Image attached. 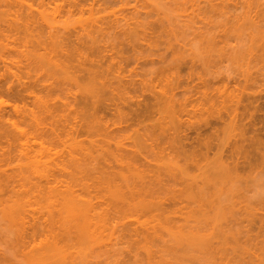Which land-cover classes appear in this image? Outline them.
<instances>
[{"label": "rangeland", "instance_id": "1", "mask_svg": "<svg viewBox=\"0 0 264 264\" xmlns=\"http://www.w3.org/2000/svg\"><path fill=\"white\" fill-rule=\"evenodd\" d=\"M52 1H54V2H52ZM55 1L58 3V5H56L57 3ZM74 1L73 0H46V1H44V0H0V179L3 180V181L0 180V183L2 184V185H0V201L2 202V203L0 202V255H1L0 260L2 258V260L0 261V264H2V263L3 264H14V263L15 264H31V263L32 264H44V263L45 264H65V263L67 264V262H69V264H132V263L137 264V262H136L137 258H134L135 256L136 257L140 256L143 259V261L146 257V256L144 257V254L142 252L143 249L140 246L141 244L144 245L143 243H145L144 242L145 240L142 241L144 239V238L142 239V236L144 235L146 230L149 229L148 231L150 232L151 230L154 229L153 231L155 232V229H158L156 231L161 232L162 229H160L159 227L157 228V226H161V228H164V232L162 231L164 233L163 235L161 232V235L163 236L162 241L163 242H164V240L168 241L167 242L168 248L169 247L171 248L174 245L173 244L171 246L172 238H171V235L169 234L170 233L169 230L165 231L166 226H164V225H166L168 223H169L168 224L169 226L170 225L174 226V227L170 226L171 230L173 229V232H174V229L182 227L181 224H183V223L184 224L187 223L188 226H190L189 227L190 229L193 228L195 230V228L198 227L199 230L194 231V232L198 233V231H200L199 234H200L201 238L202 239L205 238L206 241H208V239L210 238L209 239L210 242H208L210 244H208L207 242L204 241L203 242L204 244H201L199 246V248L197 249L198 251L195 250L196 256H197L196 258L195 257L194 258L188 257L186 255L188 250L184 246L180 247V249H178L179 247L176 248L179 250V251H176V249H174V246H176V245L173 246V249L175 251L170 249L168 251H171V252L165 251L164 255H163V253H162L163 248H160L162 246L159 247V245H161L160 242H162V241L161 240L158 241L159 239H161V235H160V238L158 240L156 239V241H155V239H152L151 232H150L151 236L148 235L149 233H147V234L145 233L146 235L149 236V237L147 236L149 239L148 241L150 243V245H149L147 242L148 246H150L152 248V250L158 249L159 252L162 253V255L164 256L163 261L161 260L162 261L161 262L160 259L162 258L161 257L162 255L160 253H158L159 258L161 257L160 259H158V261L161 262V263L159 262V264H264V258H263L264 257V255H263L264 254L263 253L264 247H262V246H264V141L262 143L261 140H259V143H258V142H256V140H254L255 139L254 137L253 138L251 137V136L257 135L258 138H261V137L263 138V134H261V133H263L264 130H263V132L260 133V131L257 130L255 126H252L250 124L249 119H251L250 113L253 109L251 107V106H253V104L251 105V104L247 103V97L250 94L251 95L253 93H255L256 95H258L260 93L264 94V93H262V92H264V78H263L264 75L259 76L260 73H263L264 69H262V71L259 72L258 70H259L260 66L258 65L259 66L258 67L256 64H254V65L252 64L254 62V61L253 62L251 61L252 60V54L250 55V53L247 52L248 49H250V52H251L252 46H254L255 40H253V42H252L253 45H252L251 44V38L249 35V34H251L250 32H252L253 30H247L246 29L247 30L246 31L243 29L244 31L242 30L243 32L241 31V33L240 32L238 33L237 31H235L237 35L235 34L234 31H231V30H234L237 25H239V24L236 25V21H234L235 19H232V18H234V16H233L234 12L232 11L233 5L235 4V2L241 4V5H239V4L238 5L240 6V10H242V11H239V10L237 11V12H239V14H241L242 12L245 11L244 10L245 8H243L244 6L242 7V5L243 4H249V0H247L248 3L246 0H239L240 2L238 0H213V2H212V0H209V1L208 0H181V1L179 0V2H178V0H162V1L161 0H130V1L127 0L129 2H128V5L127 4L125 5V7H124V4H122V5L121 4H113V5H110L111 6L110 7L108 5L106 6L107 3L103 2V1H99V3L97 2V4H95V6L93 8L94 10L90 9L93 6L89 8L88 7L89 5H88V6H86L88 10H86V8H85L84 9L85 12L83 11V13H82V11L77 9L76 3L81 4V2L83 3L85 1L78 0L79 2H76L77 1L76 0L75 1L76 3ZM245 1H246V3H245ZM176 2H177V4H176ZM214 3H216V4H214ZM222 3H224V4H222ZM250 3H252L251 4L252 6H250V7H252V11H253V9L255 10L256 7H257V9L259 7H264V0H254V1L250 0ZM61 4H63V5H61ZM227 5H229V6H227ZM258 5H259V7H258ZM121 6H123V8ZM211 6L213 8H211ZM112 8L115 10V12H114V10H112ZM116 8H120V9H117L118 10L117 11ZM135 9H137V10H135ZM183 9H185V10L183 11ZM260 9H262V8H260ZM91 10H93V12ZM166 10H168V11H166ZM170 10H172V11H170ZM217 10H218V12H217ZM37 11H38V13H37ZM135 11H137L140 14H138ZM161 11H164V12H161ZM254 12L252 14H254ZM112 13H114V14H112ZM29 14L30 15L32 14V16L34 18L30 17ZM187 14L189 17L187 16ZM189 14H191V15H189ZM228 14H229V19H228ZM242 14H244V13H242ZM242 14L240 17H242ZM255 14H256V12H255ZM120 15H122V17ZM142 15H144V16L146 15L145 16L146 19H144L143 18L144 16H142ZM166 15H167V18H166ZM185 15L187 16V18ZM147 17H149V19ZM153 17H154V19H153ZM29 18L34 19V21H35V19H37L36 24H35V22H33L34 24H32V22H29V20H30ZM138 18H141V19L139 20ZM179 18H180V20H179ZM119 19L123 20V24L126 23L124 21H128L129 19H130L129 21H131L130 22L131 24H133V22L135 23V25L133 24V26L132 25L129 26L133 29V33H132L131 37H128V39L126 36L128 34L130 35L129 29H131V28L128 29V26H127V28L125 27L126 29L129 30V33H127L126 36L121 35V34H123L122 33L123 31L120 33L119 30L116 29L117 32H119V34L122 37L119 36V34L114 29V27L119 26V24H120ZM200 19H201V22H199ZM46 20H47V23H46ZM113 20H116V21L119 20V21L115 23V21L113 22ZM145 20L148 21L149 24ZM153 20H156V21H153ZM30 21H33V20H30ZM84 21L86 22V24H84L85 23ZM240 21L243 22V18H241ZM27 22L31 23V25L29 23H28L29 25H26V26H30V29H32V27L34 26L33 27L34 30L32 29V31L34 33L32 31L29 32L30 29H26L27 27L26 28L24 27V25ZM49 22H50L49 25L51 26L52 29L50 28V26H47V24ZM155 22H157V23H155ZM214 22H215V24H214ZM112 23H115V24H113V26H110V24H112ZM139 23H142V24H139ZM143 23H146L147 27L146 26L144 27L143 25H145V24H143ZM203 23H204V25H203ZM96 24H103V26L102 25H100V26L102 28L105 27V30L98 32V33H95L96 32V31L94 32V30H96L95 28H97L99 26V25L97 26ZM123 24L121 23L120 26L121 25L124 26ZM136 24L141 25L143 27V28H141L142 30L140 28L135 29ZM153 24H154V27H153ZM78 25H80V26H78ZM83 25H85V26H83ZM169 25H170V27H169ZM192 25H194V26H192ZM120 26H119V29H121V27H122V26L121 27ZM196 26H197V28H196ZM84 27L85 28L87 27V28L85 29ZM107 27H110L111 29L110 28L107 29ZM155 27H157V29ZM92 28H94V29H92ZM154 28H155V30H154ZM188 28H190V29H188ZM242 28H243V26H242ZM53 29H54V31H53ZM106 29H107V31H106ZM143 29H146V30H143ZM164 29H166L167 31H165ZM225 29H226V31H224ZM9 30H10V32H9ZM49 30L53 31V33H55V34L57 33L58 38L55 40H58L60 38V36H61V39L64 38V39H66V41L69 38L70 42L72 43V46H76L77 41H78V44L81 42V41H79L80 37L84 38V40L86 39V37L87 38L89 37L88 35H86L87 34L86 31L88 32L89 30H91L92 33L94 32V34L97 37L100 35H103L102 37H98L99 39H101V41L99 40L98 45L101 46V45H103L104 42L105 43L107 42V44L104 43V45H108L107 46L108 51L105 53H107L110 57H106L107 60L105 58H100V56L98 57L97 55L100 54L98 52V54L96 55L98 50H95V54L93 56L94 57L97 56V59L100 61L99 63H103V65H104V66H102L103 69L105 68L106 65H107L106 67H108V65H111L112 63H114V64L118 63V62L122 63V65H121L122 68H120V70H119V72L121 71L119 73L120 77L114 76L113 73H112V75H111V73H109V75H111L110 77H112L109 84H111V82L113 83V85L115 84L114 86H111V87H115V89L113 91L109 90L107 95H105V94H104V96L101 95V98L100 97L96 98L94 96L92 97V95H90L89 93H88L89 94L88 95L87 92L84 91L85 90L84 88L86 87V89H87L89 85L86 86V84H88L87 79H82L81 78L82 76L81 75H80L81 77L79 76L80 72L79 73L77 72L78 75H75V74H73V72L71 74L67 70V72L69 74V75H67L66 74L67 72L61 71L63 69H60V68L55 69V68H53L54 67L53 64H49V63H47V61L45 62V60H43L42 58H39V53L37 52V49L40 50V48L38 46H42V44L41 45L37 44L36 39H38V37H40L41 40L44 39L43 42L49 41L46 43L47 45L53 43L52 41L49 40V38H48L49 36H47V35H50ZM58 30H59V34H58ZM109 30L111 32L107 33ZM134 30L136 32H134ZM137 30H139V32ZM42 31H43V33H42ZM77 31H78V34H77ZM155 31H157V32H155ZM67 32H71V34L73 32V34L72 35L70 34V36H68L67 34H69V33H67ZM37 33L39 34V36ZM61 33L64 36H62ZM74 33H75V36H74ZM219 33H221V35ZM112 34H113V36H112ZM133 34H134V36H133ZM135 34H136V37H135ZM238 34H239V36H238ZM28 35H30V36H28ZM106 35H108V36H106ZM115 35H117V36L115 39H113L115 37ZM204 35L207 37L203 38ZM243 35L245 36V39H244ZM36 36H37V38H36ZM66 36H68V37H66ZM110 36H111V38H109ZM78 37H79V39H78ZM125 37H126V39H125ZM177 37H178V39H177ZM102 38H103V40H102ZM117 38L120 40L123 38L122 39L123 41L125 39L124 44H123L124 46L121 45L122 41L118 40ZM130 38H132L133 40H131ZM104 39H106V40L104 41ZM116 39L118 40V42ZM153 39H156V40L154 41ZM171 39L173 40V42ZM127 40H128V42L130 41L131 44L128 43ZM207 40H209V41H207ZM243 40L246 43H247V41H249L250 45L248 43L246 44L245 42L243 43ZM86 41L88 42V39H86ZM113 41L117 42L116 48L115 47L113 48V46L116 45V44H114ZM235 41H237V42H235ZM241 41H242V43H241ZM26 42L28 43V45ZM67 42H69V40ZM152 42H154V43H152ZM132 43H133V46H132ZM189 43H191V44H189ZM194 43H195V45H194ZM209 43L213 47H211L209 45ZM205 44H206V46H205ZM184 45H186V47ZM237 45H239V46H237ZM246 45H249V47L248 46L246 47ZM49 46L51 47L53 45H49ZM204 46H205L206 50H203ZM70 47H69V49H71ZM111 47H112V50L110 49ZM130 47H132V49ZM133 47L135 49H133ZM199 47H201V48H199ZM54 48L57 49V46ZM56 49H55V51H57ZM109 49H110V52H109ZM118 49H121V50L123 49V51L118 50ZM124 49L126 50V52L124 51ZM117 50H118L119 54H118ZM134 50L136 52L138 51L137 52L138 54ZM178 50H180L181 52ZM55 51H54V53H52V55L56 54ZM71 51L74 52V50H71ZM115 51L117 52L116 54H115ZM203 51H208V53L207 52L204 53ZM211 51H212V53H211ZM213 51H215V52H213ZM228 51L229 52L231 51V52L228 53ZM39 52L41 53L42 50ZM73 52H72V54H73V60L74 61L73 60L72 61L74 63H77L78 59L79 60L81 59V61L85 60V59L82 60L83 57L81 55H79L80 57L76 56V55H78V52L76 53V50H75L76 55L74 57L75 53H73ZM175 52H176V54H173ZM201 52H203V53H201ZM58 53H60V52H58ZM112 53H114V55ZM140 53L142 55H140ZM179 53H181V54L179 55ZM34 54H36V55H34ZM225 54H227L228 56H226ZM245 54H246V56H245ZM59 55H62V54H59ZM59 55L57 54L56 56H58V57L53 56V58L57 60L60 57ZM111 55L114 56V59H112ZM132 55H133V57L131 59L130 57ZM173 55H175V56L173 57ZM176 55L179 58H177ZM197 55H199V56L197 57ZM135 56L139 57L140 60H137V58H136V60H134ZM201 56L204 58H202ZM64 57L65 56H63V57L61 56L60 59L63 58L62 60H64V59L68 58V57H65V58ZM127 57H129L128 61L127 60L124 61ZM200 58H202V59H200ZM208 58H210V59H208ZM238 58H239V60H238ZM101 59H102V62H101ZM42 60L44 62H42ZM113 60H114V62H112ZM117 60H118V62H117ZM231 60H233V61H231ZM72 61H70V62H72ZM250 61H251V63H250ZM125 63H127V64L125 65ZM143 63H145V64H143ZM208 63L210 64V66H208L209 65ZM47 64H49V65H47ZM95 64H96V62H95ZM180 64H182V65H180ZM142 65H143V67H142ZM178 65H180V66H178ZM95 66H97V64ZM112 66H113V64H112ZM112 66L111 67L109 66V67L113 68L114 66L113 67ZM123 66L126 69V71L123 68ZM203 66H205V68ZM98 68H99V65H98ZM190 68H191V72H190L191 75L189 74ZM53 69L56 70V72L53 71ZM117 69H119V68H117ZM105 70H106V68H105ZM105 70H103L105 72L104 75L107 73L106 72L107 70L106 71ZM101 71H102V69H101ZM113 72H114V68H113ZM115 72H114V74L117 75L118 73L116 70H115ZM56 75L58 77H56ZM106 75H108V73ZM168 75H169V77H168ZM172 75H174V76H172ZM245 75H247V76H245ZM77 76H79V77H77ZM128 76H129V78H128ZM200 76H202V77H200ZM55 77H56V79H55ZM110 77H108V79ZM246 77H252V79L254 78L256 80L262 77V80H260V81L257 80L256 82H253L252 80H250L249 83H247V82H245ZM66 78L68 80H66ZM118 78H121V79H118ZM158 78H160V79H158ZM234 78L237 79L235 82H233L235 80ZM238 79H240V80H238ZM49 80H50V82H49ZM84 81H87L86 84ZM36 82H37V84H36ZM108 82H107V84H108ZM236 82H238V84ZM204 83L206 84V87H205ZM239 83L240 84L242 83V84L240 85ZM245 83L248 85L247 86L248 90L246 88H244V87H246ZM96 84L97 83L95 82V85ZM147 84L150 86V89L148 88L149 86ZM116 85H117V87H116ZM211 85H213V86H211ZM227 87H229V88H227ZM82 88H83V90H82ZM128 88H130V89H128ZM237 88L244 89L243 92H245V93H246V91L248 92V94L246 93V95L244 93L241 94V96H243L244 98L242 97V102L239 103V106L241 104V106L239 107L241 109L238 110V112L240 113V115H239L240 121L238 120V118L232 120V118H234V116L230 114L231 113L230 108L232 105H234L233 102L235 101L234 99H236V98H234V96L238 92V91H236ZM202 89L205 91H203ZM217 89L222 90V91L218 92ZM260 89L262 90V92H260ZM154 91H156V92H154ZM159 91H160V93H159ZM234 91H236V92L234 93ZM150 93H152V94H150ZM201 93H203V94H201ZM72 94H74V95H72ZM116 94H118V95H116ZM206 94H207V96H206ZM255 94H253V95H255ZM80 96H81V98H80ZM187 96H188V98H187ZM232 96H233V98H232ZM85 97L87 98V100H84ZM228 97H231V98H228ZM82 99H83V101H82ZM90 99L92 101H90ZM97 99H99V100H97ZM100 99H101V101H100ZM212 99L214 100L213 102H212ZM243 99H244V101H243ZM49 100H50V102H48ZM102 100H104V102ZM182 100H183V102H182ZM36 101H37V103H36ZM85 101H87V102H85ZM96 101H98L100 104L96 103ZM127 101L130 103V105ZM93 102H95L96 104L93 105ZM157 103H158V105H157ZM163 103H164V105H162ZM237 103H238V101H237ZM243 103L244 104L247 103V105H246L247 109L244 107L245 105L243 106ZM102 104H103V106L105 105L104 106L105 108L102 106ZM180 105L182 108L180 107ZM218 105H220V106H218ZM248 105L250 108L248 107ZM95 106H96V108H95ZM116 107H117V109H116ZM242 107H243V109H242ZM249 109H251V110H249ZM18 110L20 111L21 115L19 114ZM26 110H27V112H25ZM34 110L37 111V113L36 112L34 113ZM241 110L246 111V112L244 111L245 114L243 115L246 119H243L244 117L241 118V114H243V111H242V113L240 112ZM31 112L35 116L38 115V117H39L38 120H42L41 121L42 124L39 123V125H38L40 129H38L37 125L35 124L37 121V118L33 117L34 115ZM66 112H67V114H66ZM41 114H42V116H41ZM44 114L46 117L44 116ZM65 115H66V117H65ZM43 116H44V118H43L44 120L41 119V117H43ZM67 117H68V119H67ZM87 117H88V119H87ZM101 117H103V119ZM45 118L48 121H46ZM242 119H243V121H242ZM60 120H62V121H60ZM73 120H75V123L77 125L78 124L80 125L79 127L77 125H76L77 127L75 126L77 129L84 125V127H82V130L84 129L83 132H81V134H79V132H78L79 136L76 135V132L80 131L81 128L78 130L75 129V132H74L71 129V127H69L73 124V122H74ZM76 120H77V122H76ZM10 121H11V123H10ZM138 121H139V123H138ZM26 122H27V124H26ZM44 122H45V124H43ZM242 122H244V123H242ZM17 123H18V125H17ZM52 123H54V124H52ZM11 124H13V125H11ZM19 125H21V126H19ZM51 125H52V128L50 129ZM53 125H54V127H53ZM55 125H57V126H55ZM58 126L59 127L60 126H62V127L66 126V127H64V128L60 127L59 128ZM258 126H259V124H258ZM42 127L44 130H45V127H46V130L47 129H49V130L44 131L42 129ZM67 127L70 128L69 131H68ZM90 127H91V129H90ZM41 129L44 132H42ZM52 129L54 131H51ZM71 130H72V132H71ZM39 131H40V133H39ZM9 135H11V136H9ZM55 135H57V136L55 137ZM73 135H75V136H73ZM176 135H177V137H176ZM76 136H78V137H76ZM8 137H10L11 139L10 138L8 139ZM64 137H65V139H64ZM27 138H29V139H27ZM59 138H61V140L63 139L60 143H59ZM72 139H74V140H72ZM29 140H30V142H29ZM74 141H76L78 143H75ZM9 144H10V146H9ZM78 144H79V146H78ZM183 145H184V147H183ZM48 148H50V149H48ZM82 148L84 151L82 150ZM233 148H234V150H233ZM24 149H26V150H24ZM39 149H41V151ZM187 149H188V151H187ZM23 151H25V152H23ZM27 151H29L30 153ZM57 151H58V153H57ZM96 151H98V152H96ZM21 152H23L24 155H22L23 153H21ZM26 152L29 155H27ZM39 152L41 153V156H39L40 155ZM87 152L89 153L88 155L91 158L87 157L88 156V155H86ZM37 154H38V156H37L38 159L36 157ZM115 155H120V158H121V156L126 157V158H124L125 161L126 160L128 161L129 159H130L129 161L132 160L133 164H135V165L132 164L133 166H135V168L132 166L133 170L136 169L135 172L139 171L136 173H139L140 175L143 174L142 177H146V178H141V179H143L144 182L149 183V185H148V184L143 182L144 185H146V186L148 185L147 187H149L150 183H152L151 184L152 186H150L151 188L149 187V188H146V190H144V191H146L147 196L142 195V197L143 196L147 197L146 199H147V201L149 200L148 202H150V200H151L150 204H153V203L155 204L156 201L157 202L159 201L160 203L158 202V204H159L158 207L161 209L160 210L159 209L153 210L152 211L153 213L152 212L147 213L145 211V212H143L145 215L142 213V211L141 212L137 211V213L132 212L134 215L133 214L131 215L130 211H132V210H130V211L126 210V211H124V215L126 213V215H125L126 217L124 215H121V217L123 216V218L125 220L120 217L118 224L116 222L118 219L116 221L109 220V221H111V222H109L110 224L107 225L108 227L106 226V228H102L100 230V232L102 231L101 233H96L95 235H92L90 233V235H89V233L87 231V233L90 237L87 234H86L87 237L85 235H84L85 237L84 236L80 237V235L76 234V231H75V236L76 237L79 236L78 237L79 239L77 238L78 241L76 240V242H75V240H74V242H73L74 236L72 238H70V235L72 233L69 235V233L71 231L68 232V230L75 229V228L70 229V226H69V229L66 228L65 226L67 225V227H68V225H71V223L68 224V222H67L68 219H65V218L64 219L66 220L67 223L65 222L66 224L62 227V225L64 224L63 223L64 221L61 220L62 216L59 215V212L57 210L55 211L56 213L54 212L56 215L51 212V209H50L51 207H49V206L52 205V202L49 200V197H48L50 194L49 187L50 188L53 187L54 184L59 185L60 183L57 182V183L53 184V182H55L56 180L62 181L61 178L64 179V177H65V179L70 180L71 177H69V176H72V175H70L68 171L69 170L71 171V169L73 168L74 165L73 166L71 165V167H69L70 165L68 163L72 164L71 159L75 158V157H77L78 159L81 158V160H82L81 164L82 163L83 164L81 165L79 163L80 167L82 166V169L87 168L86 170H88V173H89L87 175L88 177L83 176V177H85L84 179H86V180L83 181V179H82V181L83 182L87 181L88 184L95 185V182L93 181L95 176L93 177V175H94L93 173L98 172V173H100V176H101V175H103V173L105 174V171H104L105 169H106V171L107 170L110 171L113 168L112 166L116 167V169H118V168H120V166H122L121 165L122 163H116L117 161L114 160ZM78 156H80V158ZM102 156H104V157H102ZM226 156H227V158H226ZM29 157H31V158H29ZM26 158L27 159L29 158V159L27 160ZM84 160H86V162ZM193 160H195V161H193ZM221 160H222V162H221ZM18 161H19V164H18ZM58 162H59V164H58ZM62 162H63L64 166L66 164L65 170L66 171L68 170L67 171L68 173H66V171L64 169L63 170L61 169V167L63 166ZM64 162H66V163L64 164ZM108 162H110V163H108ZM191 162H192V164H191ZM111 163H112V165H111ZM20 164H21V166H20ZM96 164H97V167H96ZM118 164H120V166ZM58 166H60V167H58ZM64 166H63V168H64ZM106 166H111V167H107L108 168L107 169ZM162 167H163V169H162ZM100 168H101V170H100ZM102 168L104 170H102ZM29 169H30V172H29ZM97 169L100 171H103V173L99 172ZM35 170H36V172H35ZM214 170H215V172H214ZM20 171H22L25 175H23L22 172L20 173ZM173 171L175 172V174H173L174 173ZM72 172H74V171H72ZM224 172H226V174H224ZM53 173L55 175L59 176V178L58 179H55V178L52 179ZM98 173H96L97 176L99 175ZM2 174H4V176ZM20 174H21V176L22 175L24 176L26 183H24L25 181L22 182V180L24 178L20 177ZM38 174H39V176H38ZM49 174H51V175H49ZM90 174H93L92 175L93 178L89 176ZM158 174H159V176H158ZM6 175L9 178H5ZM147 175L149 176V178ZM47 176L48 177L50 176L51 180L53 181L51 183V186L44 179V178H47ZM77 176H79V175H77ZM18 177L22 178V179H19ZM66 177H68V178H66ZM153 177H155V178H153ZM156 177H157V179H159L158 177H161L162 181L159 180V182H162V183L157 182ZM3 178H5V179H3ZM72 178H74L73 180H77L73 176H72ZM90 178H92V180ZM139 179L140 178L136 177V180H139ZM28 180H30V181H28ZM67 180H65V181H67ZM78 180L81 181V179H78ZM78 180H77L78 183L75 181L74 182L76 184H79L80 186H82L80 183H83V182L82 181L79 182ZM154 180L156 181V183L152 182ZM193 180H195L196 182ZM92 181L94 183H92ZM188 181L190 182V184ZM38 183L41 184V186L40 185L38 186ZM75 183H74V187L79 192H81L80 194H81V196L83 195V198H88V197L93 198V196H94L93 194H95V192L93 190H92V193L90 194L88 191H86L88 189L83 190V188L80 187L79 185L75 186ZM130 183H132V182H130ZM139 183H140V181H139ZM35 184H37V185H35ZM183 185H185V186H183ZM31 186H32V188H31ZM33 186H34V188H33ZM36 186H38L39 188ZM20 187L22 188V190ZM41 187L43 190L41 189ZM86 187H87V185H86ZM123 187H124V190H127V188L125 186H123ZM44 188H48V189L44 190ZM92 188L93 187H91V189ZM7 189L8 190L10 189V191H8ZM149 189H152V190L154 189V192H153L154 194L157 192V190L158 191L161 190L158 192L160 195H157L158 193L156 194L159 197L157 199H154L157 196L156 195H155L156 197L153 196L154 194L151 192L150 195H151V197L153 196L154 198L152 197V199L151 198L149 199L148 197H150V196L148 194L150 192H148V191H151ZM182 189H184V190H182ZM198 189L200 190V192H202L201 195L199 194L200 192ZM44 192H45V194H44ZM175 192H176V194H175ZM185 192H187V193H185ZM7 194L9 196L12 195V197L7 196ZM23 194H24V196H23ZM38 194H39V196H38ZM41 194H43V195H41ZM166 194L169 196H167ZM191 195H193V196H191ZM162 197L164 199H162ZM197 198H198V200H197ZM7 199L8 200L10 199L12 202L10 200L7 201ZM43 199H45V201ZM46 199H48V200H46ZM25 200L27 201L26 204H28V205L25 204V202H26ZM152 200H153V203H152ZM191 200H193V201H191ZM3 201H4V203H5V201H7V203H6L7 205L6 204L3 205ZM19 201H20V203H19ZM94 201H95V198H94ZM23 202H24L25 206L22 205ZM166 202H167V204H166ZM49 203L51 205H49ZM213 203H214V205H213ZM189 204H191V205H189ZM1 205L3 206V208L6 205L5 208H7V209H5V208L2 209ZM20 205L22 206V208ZM47 205H48V208H47ZM169 205H170V207H169ZM171 205H173L172 208H171ZM187 205L190 208H188ZM14 206H16V207H14ZM23 206L26 208H24ZM106 206H107V204H106ZM106 206H103V207H106ZM33 207H35V209ZM52 207H53V205H52ZM214 207H215V209H214ZM8 208L10 211L8 210ZM162 208H163V210H162ZM200 208H201V210H199ZM28 209H29V211H28ZM52 209L54 211V208H52ZM216 209H218V211ZM7 210L9 212H7ZM12 210H15V211H13L15 213V216H18V215L19 216L12 218V213H13ZM43 210L44 211L46 210V211L43 212ZM192 210L195 212L194 214H193ZM4 212L5 213L7 212V213L5 214ZM157 212H160L161 214L157 213ZM187 212L188 213L192 212L194 217L197 216V217L201 218V216H202L203 220L199 218L198 219L199 221L197 220L195 222L194 218H191L193 215L190 214L191 215V217H190ZM47 213H48V215H47ZM49 213H51V214H49ZM175 213H176V215H175ZM201 213H203V215H201ZM154 214H155V216L156 215L157 216L154 217ZM29 215H30V217H29ZM36 215H37V217H36ZM50 215L53 216L52 218H54V215H55L56 219L59 216L57 222H58V224L59 223L60 224L59 225L56 224L55 218L52 219V221L54 220L55 224H54V222H51ZM134 216L137 217L138 219L135 218ZM186 216H187V218H186ZM204 216H205V218H204ZM208 216H209V218H208ZM19 217H21V218L23 217V218L19 220ZM197 217L195 219H197ZM226 218H227V220H226ZM10 219H12V221ZM120 219H123V221H121V224H120ZM134 219L138 220V221H136L137 223L134 222ZM165 219H166V222H165ZM205 219L207 220V222L205 221ZM17 221H19V222L21 221V222L19 223ZM32 221L34 222V224ZM129 221L130 222L132 221V223H134V224L130 225ZM147 221H149V222H147ZM159 221H160V225H158ZM28 222H30L31 224ZM47 222H48V224H47ZM50 222L52 223V225L50 224ZM61 222L63 223L62 225H61ZM114 222H116L115 223L116 226H115ZM173 222H174V224H177L178 226L180 225V227H177V225H174ZM148 223L150 225H152L153 223H155V224L157 223V226L155 225L154 228H151L153 226L150 227V225H148ZM38 224H39V226H38ZM141 224L144 225V227L143 226L140 227ZM53 225H55V226L53 227ZM56 225H58V226H56ZM135 225L136 226L138 225L137 226L138 228H136L137 229L136 231L135 230L133 231V228L135 227ZM191 226H195V228L191 227ZM46 227L47 228L49 227L50 229H47ZM64 227L68 230L64 229ZM114 227H116V228L113 229ZM184 227H185V225H184ZM92 229H93V226H92ZM130 229H132V230H130ZM183 229H181V232H183L182 231ZM185 229H188L187 226ZM190 229L186 230V232L192 231ZM54 230H55V233H53ZM62 230L64 233L62 232ZM65 230H66V232H68V234L65 232ZM178 230H177V232L179 233ZM231 230H234V231H232V233L234 232V234L228 232V231L231 232ZM31 231H33V232H31ZM135 232H137V233H135ZM154 232H152V233H154ZM32 233H33V235H31ZM191 233L192 232H190V234ZM221 233H222V236H221ZM137 234L139 236H137ZM61 235H63V236L60 237ZM146 235L143 237L146 238ZM133 236H136V237H133ZM140 236H141V238H140ZM249 236H250V238H248ZM256 236H257V238H256ZM21 237H23V238H21ZM53 237H55V238L57 237L59 244H57L58 242ZM20 238H21V240H20ZM139 238L142 240H139ZM41 239H42V241H40ZM45 239H47V240L45 241ZM48 240L49 241L51 240L49 244H50V246H53L51 248L54 249V252H53V250H52V252L50 251L51 250L50 247H49L50 250L47 249L48 247L46 248V245L49 246ZM134 240H136V241L138 240V241L135 242ZM152 240H154L153 241L154 243L152 242ZM18 241H20V242H18ZM140 241L143 243H138ZM51 242H53L54 245L51 244ZM35 243L37 246H35ZM133 243L137 247L140 246L139 248L142 249V251L139 248H136V246ZM42 244L45 245V247ZM69 244H70V246H69ZM101 244H103V246ZM114 244H116V245H114ZM251 244H253L254 246ZM55 245L60 247L61 250L58 247L56 248ZM133 245H134V247H133ZM39 246H40V248H39ZM41 246L44 248H41ZM130 247H132V250ZM45 248H46V250L50 251L49 253L45 252V253H47V256L44 255L45 253H43L44 256L42 255V258H41V255H39V257H38L37 253L38 252L40 253L41 251H45L44 250ZM135 248H136V250H135ZM181 248H183L182 249L183 251H181ZM160 249H162V251H160ZM16 250H18V251H16ZM154 250L152 251L154 253L153 254L154 256L152 258H154L153 260H157L156 258H158V257L156 256V254L158 251L156 250V252H155ZM134 251L135 252L137 251V252L134 253ZM74 252L76 253V255L72 254ZM95 252H97V253H95ZM144 253H145V251H144ZM141 255H143V256H141ZM63 256H65V257H63ZM75 256H77V257L75 258ZM167 256H168V258H167ZM67 257H69V258H67ZM140 257H138V262H140L139 261ZM169 258L173 259L174 262ZM133 259H135V260H133ZM169 260H171L173 263L172 262L169 263L170 262ZM158 261H154V263L155 262L158 263ZM134 262H136V263H134ZM141 262H142V260H141ZM145 262L146 261H144V263ZM144 263H142V264H144ZM145 264H147V263H145Z\"/></svg>", "mask_w": 264, "mask_h": 264}, {"label": "bare ground", "instance_id": "2", "mask_svg": "<svg viewBox=\"0 0 264 264\" xmlns=\"http://www.w3.org/2000/svg\"><path fill=\"white\" fill-rule=\"evenodd\" d=\"M44 1H46V0H44ZM74 1V0H73ZM76 1V0H75ZM74 1V2H75ZM83 1H85V2H81V4L79 3V4H77L76 2H79L78 0L75 2L76 3V6H77V9H79L80 11H82V13H83V11H84V9L86 8V10H88L87 9V7L86 6H88L89 8L90 7H92V8H90V9H93L94 8V6H95V4H97V2L99 3V1H103V2H105V3H107L106 4V6L108 5V6H110V5H113V4H124V7H125V5L127 4L128 5V2L130 1H127V0H83ZM162 1V0H161ZM181 1V0H180ZM209 1V0H208ZM239 1V0H238ZM247 1V0H246ZM246 1H245V3H246ZM252 1H254V0H252ZM52 2H54V1H52ZM56 2V1H55ZM60 2V1H59ZM62 2V1H61ZM175 2V1H174ZM178 2H179V0H178ZM206 2V1H205ZM212 2H213V0H212ZM223 2V1H222ZM235 2V1H234ZM240 2V1H239ZM49 3V2H48ZM57 3V2H56ZM104 3V4H105ZM171 3V2H170ZM183 3V2H182ZM191 3V2H190ZM195 3V2H194ZM217 3V2H216ZM216 3H214V4H216ZM231 3V2H230ZM247 3H248V1H247ZM23 4V3H22ZM29 4V3H28ZM27 4V5H28ZM45 4V3H44ZM74 4V3H73ZM139 4V3H138ZM167 4V3H166ZM169 4V3H168ZM176 4H177V2H176ZM197 4V3H196ZM208 4V3H207ZM222 4H224V3H222ZM239 3H237V2H235V4L233 5V12H234V14H233V16H234V18H232V19H235L234 21H236V25L237 24H239L240 26L242 25L243 26V28H242V26L240 27L239 25H237L236 27H235V29L234 30H231V31H237L238 33L240 32L241 33V31L244 29V30H253L252 32H250L251 34H249L250 35V38H251V44L253 45V40H255V42H254V46H252V50H251V52H250V49H248L247 50V52L248 53H250V55L252 54V64L254 65V64H256L258 67H259V72L260 71H262V69H264V7H259V5H258V9H257V7H256V11L253 9V11H252V7H250V6H252L251 4L252 3H250V0H249V4H243L242 5V7L243 8H245L243 11L244 12H242V13H244V14H242V17H240L241 16V14H239V12H237L238 10L239 11H242V10H240V6L239 5H241V4H239ZM55 5V4H54ZM56 5H58V3L56 4ZM61 5H63V4H61ZM161 5V4H160ZM170 5V4H169ZM186 5V4H185ZM151 6V5H150ZM178 6V5H177ZM200 6V5H199ZM227 6H229V5H227ZM57 7V6H56ZM111 7V6H110ZM120 7V6H119ZM122 8H123V6H121ZM132 7V6H131ZM145 7V6H144ZM173 7V6H172ZM191 7V6H190ZM201 7V6H200ZM224 7V6H223ZM254 7V6H253ZM29 8V7H28ZM74 8V7H73ZM115 8V7H114ZM121 8V9H122ZM153 8V7H152ZM174 8V7H173ZM197 8V7H196ZM211 8H213L212 6H211ZM255 8V7H254ZM260 8H262V9H260ZM117 9H120V8H116V10ZM125 9V8H124ZM150 9V8H149ZM176 9V8H175ZM186 9V8H185ZM185 9H183V11L185 10ZM194 9V8H193ZM222 9V8H221ZM32 10V9H31ZM70 10V9H69ZM94 10V9H93ZM93 10H91L92 12H93ZM112 10H114L113 8H112ZM135 10H137V9H135ZM165 10V9H164ZM188 10V9H187ZM229 10V9H228ZM14 11V10H13ZM28 11V10H27ZM36 11V10H35ZM77 11V10H76ZM79 11V12H80ZM99 11V10H98ZM118 11V10H117ZM142 11V10H141ZM158 11V10H157ZM166 11H168V10H166ZM170 11H172V10H170ZM189 11V10H188ZM216 11V10H215ZM256 12V14H255V12ZM15 12V11H14ZM47 12V11H46ZM85 12V11H84ZM88 12V11H87ZM114 12H115V10H114ZM135 12H137V11H135ZM140 12V11H139ZM161 12H164V11H161ZM160 12V13H161ZM174 12V11H173ZM191 12V11H190ZM217 12H218V10H217ZM254 12V14H252ZM37 13H38V11H37ZM76 13V12H75ZM78 13V12H77ZM138 13V12H137ZM142 13V12H141ZM179 13V12H178ZM185 13V12H184ZM195 13V12H194ZM200 13V12H199ZM28 14V13H27ZM112 14H114V13H112ZM138 14H140V13H138ZM159 14V13H158ZM196 14V13H195ZM214 14V13H213ZM219 14V13H218ZM223 14V13H222ZM226 14V13H225ZM30 15V14H29ZM28 15V16H29ZM129 15V14H128ZM180 15V14H179ZM189 15H191V14H189ZM27 16V17H28ZM42 16V15H41ZM76 16V15H75ZM84 16V15H83ZM121 17H122V15H120ZM125 16V15H124ZM137 16V15H136ZM142 16H144V15H142ZM146 16V15H145ZM143 17L144 19H146V17ZM149 16V15H148ZM162 16V15H161ZM186 16V15H185ZM187 16H188V14H187ZM187 16H186V18H187ZM196 16V15H195ZM211 16V15H210ZM231 16V15H230ZM30 17H32V18H34L33 16H32V14L30 15ZM100 17V16H99ZM109 17V16H108ZM114 17V16H113ZM132 17V16H131ZM138 17V16H137ZM136 17V18H137ZM140 17V16H139ZM172 17V16H171ZM183 17V16H182ZM189 17V16H188ZM202 17V16H201ZM32 18H29L30 20H33V21H30L29 20V22H32V24H34L33 22H35V24H36V20L37 19H35V21H34V19H32ZM38 18V17H37ZM43 18V17H42ZM79 18V17H78ZM117 18V17H116ZM148 19H149V17H147ZM157 18V17H156ZM166 18H167V15H166ZM194 18V17H193ZM241 18H243V22H241L240 21V19ZM133 19V18H132ZM139 20L141 19V18H138ZM151 19V18H150ZM153 19H154V17H153ZM196 19V18H195ZM203 19V18H202ZM210 19V18H209ZM228 19H229V14H228ZM88 20V19H87ZM102 20V19H101ZM117 20V19H116ZM116 20H113V22L115 21V23L116 22H118L119 20H120V24L122 23L123 24V20H121V19H119L118 21H116ZM125 20V19H124ZM127 20V19H126ZM130 20V19H129ZM124 21V22H126V23H124L123 25L124 26H120V24H119V26L121 27V29H119V26H116V27H114V29L116 30H119V32L121 33L122 31V33L123 34H121V35H123V36H126V34L127 33H129V30H130V35L128 34L126 37H127V39H128V37H131V35H132V33H133V29L131 28V27H129L130 25H132L133 26V24L135 25V23L133 22V24H131L130 22L131 21ZM179 20H180V18H179ZM193 20V19H192ZM206 20V19H205ZM21 21V20H20ZM43 21V20H42ZM86 21V20H85ZM84 21V22H85ZM91 21V20H90ZM122 21V22H121ZM142 21V20H141ZM146 21V20H145ZM153 21H156V20H153ZM209 21V20H208ZM9 22V21H8ZM29 22H27L25 25H24V27L26 28V29H30V26H26V25H31V23H29ZM38 22V21H37ZM41 22V21H40ZM111 22V21H110ZM144 22V21H143ZM147 23H148V21H146ZM196 22V21H195ZM199 22H201V19H200V21ZM240 22V23H239ZM22 23V22H21ZM24 23V22H23ZM29 23V24H28ZM46 23H47V20H46ZM92 23V22H91ZM90 23V24H91ZM108 23V22H107ZM115 23H112V24H110V26H113V24H115ZM138 23V22H137ZM155 23H157V22H155ZM169 23V22H168ZM217 23V22H216ZM9 24V23H8ZM18 24V23H17ZM50 24V22L47 24V26H50L49 25ZM84 24H86V22L84 23ZM95 24V23H94ZM139 24H142V23H139ZM139 24H136V27H135V29H138V28H143L141 25H139ZM143 24H145V25H143L144 27L146 26V23H143ZM149 24V23H148ZM152 24V23H151ZM192 24V23H191ZM214 24H215V22H214ZM44 25V24H43ZM53 25V24H52ZM98 27L97 28H95L96 30H94V32L95 33H98V32H101V31H104L105 30V27L104 28H102L100 25H102L103 26V24H96ZM157 25V24H156ZM174 25V24H173ZM177 25V24H176ZM196 25V24H195ZM203 25H204V23H203ZM202 25V26H203ZM218 25V24H217ZM246 25V26H245ZM13 26V25H12ZM15 26V25H14ZM23 26V25H22ZM78 26H80V25H78ZM82 26V25H81ZM83 26H85V25H83ZM105 26V25H104ZM127 26H128V29L129 28H131V29H126L127 28ZM141 26V27H140ZM152 26V25H151ZM190 26V25H189ZM188 26V27H189ZM192 26H194V25H192ZM32 27V26H31ZM34 27V26H33ZM32 27V29L34 30V28ZM38 27V26H37ZM36 27V28H37ZM46 27V26H45ZM53 27V26H52ZM77 27V26H76ZM126 27V28H125ZM147 27V26H146ZM149 27V26H148ZM153 27H154V24H153ZM160 27V26H159ZM169 27H170V25H169ZM182 27V26H181ZM227 27V26H226ZM234 27V26H233ZM240 27V28H239ZM245 27V28H244ZM12 28V27H11ZM39 28V27H38ZM49 28V27H48ZM50 28H51V26H50ZM85 28V27H84ZM87 28V27H86ZM85 28V29H86ZM91 28V27H90ZM94 28H92V29H94ZM108 28H110V27H107V29ZM156 29H157V27H155ZM155 28H154V30H155ZM196 28H197V26H196ZM201 28V27H200ZM219 28V27H218ZM225 28V27H224ZM249 28V29H248ZM251 28V29H250ZM32 29H30V31L29 32H31L32 31ZM47 29V28H46ZM52 29V28H51ZM84 29V30H85ZM107 29H106V31H107ZM111 29V28H110ZM113 29V30H114ZM152 29V28H151ZM171 29V28H170ZM188 29H190V28H188ZM25 30V29H24ZM38 30V29H37ZM80 30V29H79ZM82 30V29H81ZM117 30H116V32H117ZM132 30V31H131ZM142 30V29H141ZM143 30H146V29H143ZM149 30V29H148ZM162 30V29H161ZM165 31H167L166 29H164ZM163 30V31H164ZM173 30V29H172ZM203 30V29H202ZM220 30V29H219ZM243 30V31H244ZM246 30V31H247ZM27 31V30H26ZM50 31V30H49ZM53 31H54V29H53ZM53 31H50V35H47V36H49L48 38H49V40L50 41H52L53 43H51V44H49V45H53L54 47H56L57 46V49L56 48H54L53 46H49V45H47L46 43L47 42H49V41H47V42H43L44 41V39L43 40H41V38L40 37H38V39H36V42H37V44H39V45H41L42 44V46H38L39 48H40V50L39 49H37V52L39 53V58H42L43 60H45V62L47 61V63H49V64H53L54 65V67L53 68H55V69H58V68H60V69H63V70H61V71H63V72H67V70H68V72H70L71 74H72V72H73V74H75V75H78V73L80 72V74H79V76L82 78V79H87V81H88V84H86V82L87 81H84L85 82V84H86V86H88V88L86 89V87L84 88L85 90L84 91H86L87 92V94L89 93L90 95H92V97L94 96V97H96V98H98V97H100L101 98V95L102 96H104V94L105 95H107V93L109 92V90H111V91H113L114 89H115V87H111V86H114L113 85V83L111 82V84H109L110 83V81H111V78L112 77H110L111 75H112V73H113V75L114 76H119L120 77V72H119V70H120V68H122V63L121 62H118V60H117V62L118 63H112L113 64V66H112V64L111 65H108V67H106L105 66V68H106V70H105V68L103 69V67L102 66H104L103 65V63H99L100 61L97 59V56L99 57L100 56V58H105L106 59V57H110L107 53H105V52H107L108 51V45H104V43H103V45H101V46H99L98 44H99V40L101 41V39H99L98 37H102L103 35H100V36H96L95 34H94V32L92 33V31L91 30H89L88 32L86 31V35H88L89 37L87 38L86 37V39H88V42L86 41V39L84 40V38H81L80 37V39H79V37H78V39H79V41H81L79 44H78V41H77V45L76 46H72V43L70 42V39L68 38L67 39V41L69 40V42L71 43H69V42H67L66 41V39H64V38H62L61 39V36H60V40L58 39V40H55V39H57L58 38V35H57V33L55 34V33H53ZM138 32H139V30H137ZM153 31V30H152ZM151 31V32H152ZM158 31V30H157ZM157 31H155V32H157ZM224 31H226V29L224 30ZM223 31V32H224ZM242 31V32H243ZM9 32H10V30H9ZM21 32V31H20ZM24 32V31H23ZM28 32V33H29ZM33 32V31H32ZM41 32V31H40ZM56 32V31H55ZM80 32V31H79ZM109 32H111L110 30L107 32V33H109ZM119 32H117L118 34H119ZM134 32H136L135 30H134ZM144 32V31H143ZM150 32V33H151ZM233 32V33H234ZM34 33V32H33ZM39 33V32H38ZM37 33V34H38ZM42 33H43V31H42ZM67 33H69V34H67L68 36H70V34H71V32H67ZM82 33V32H81ZM80 33V34H81ZM84 33V32H83ZM114 33V32H113ZM200 33V32H199ZM227 33V32H226ZM30 34V33H29ZM32 34V33H31ZM47 34V33H46ZM53 34V35H52ZM58 34H59V30H58ZM62 34V33H61ZM60 34V35H61ZM72 34H73V32H72ZM71 34V35H72ZM77 34H78V31H77ZM95 36H94V35ZM116 34V33H115ZM125 34V35H124ZM170 34V33H169ZM192 34V33H191ZM220 35H221V33H219ZM223 34V33H222ZM235 34H236V32H235ZM244 34V33H243ZM34 35V34H33ZM41 35V34H40ZM43 35V34H42ZM99 35V34H98ZM111 35V34H110ZM120 34H119V36H121ZM218 35V34H217ZM237 35V34H236ZM248 35V34H247ZM28 36H30V35H28ZM32 36V35H31ZM38 36H39V34H38ZM62 36H64L63 34H62ZM68 36H66V37H68ZM74 36H75V33H74ZM106 36H108V35H106ZM112 36H113V34H112ZM116 36L117 35H115V37L113 38V39H115L116 38ZM133 36H134V34H133ZM151 36V35H150ZM187 36V35H186ZM216 36V35H215ZM235 36V35H234ZM238 36H239V34H238ZM242 36V35H241ZM244 36V35H243ZM33 37V36H32ZM65 37V38H66ZM122 37V36H121ZM126 37H125V39H126ZM135 37H136V34H135ZM155 37V36H154ZM207 36H205L204 35V37L203 38H206ZM249 37V36H248ZM36 38H37V36H36ZM104 38V37H103ZM103 38H102V40H103ZM108 38V37H107ZM109 38H111V36L109 37ZM161 38V37H160ZM171 38V37H170ZM186 38V37H185ZM237 38V37H236ZM249 38V39H250ZM82 39V40H81ZM118 39V38H117ZM116 39V40H117ZM123 39V38H122ZM120 40V39H118V40H120V41H122L121 42V45H123L124 44V41H125V39H124V41L123 40ZM131 40H133L132 38H130ZM162 39V38H161ZM177 39H178V37H177ZM222 39V38H221ZM244 39H245V36H244ZM248 39V38H247ZM55 40V41H54ZM106 39H104V41H105ZM118 40H117V42H118ZM154 41L156 40V39H153ZM152 40V41H153ZM172 40V39H171ZM210 40V39H209ZM209 40H207V41H209ZM212 40V39H211ZM115 41V40H114ZM113 41V42H114ZM161 41V40H160ZM159 41V42H160ZM180 41V40H179ZM203 41V40H202ZM219 41V40H218ZM217 41V42H218ZM232 41V40H231ZM247 41V40H246ZM117 42H114V44H116V45H114L113 46V48L115 47H117ZM127 42H128V40H127ZM135 42V41H134ZM146 42V41H145ZM172 42H173V40H172ZM235 42H237V41H235ZM245 41L243 40V43H244ZM27 43V42H26ZM69 45H67V44ZM128 43H130V41L128 42ZM152 43H154V42H152ZM158 43V42H157ZM179 43V42H178ZM181 43V42H180ZM183 43V42H182ZM193 43V42H192ZM197 43V42H196ZM200 43V42H199ZM208 43V42H207ZM241 43H242V41H241ZM246 43V42H245ZM247 43L249 44V41H247ZM246 43V44H247ZM105 44H107V42L105 43ZM131 44V43H130ZM151 44V43H150ZM177 44V43H176ZM189 44H191V43H189ZM222 44V43H221ZM228 44V43H227ZM226 44V45H227ZM230 44V43H229ZM27 45H28V43H27ZM34 45V44H33ZM112 45V44H111ZM146 45V44H145ZM166 45V44H165ZM194 45H195V43H194ZM209 45H210V43H209ZM208 45V46H209ZM213 45V44H212ZM216 45V44H215ZM250 45V44H249ZM249 45H246V47L248 46L249 47ZM71 46V47H70ZM124 46V45H123ZM132 46H133V43H132ZM185 47H186V45H184ZM203 46V45H202ZM205 46H206V44H205ZM205 46H204V49L203 50H206L205 49ZM211 46V45H210ZM222 46V45H221ZM229 46V45H228ZM237 46H239V45H237ZM42 47V48H41ZM69 47L71 48V49H69ZM136 47V46H135ZM181 47V46H180ZM195 47V46H194ZM211 47H213V46H211ZM216 47V46H215ZM226 47V46H225ZM97 48V49H96ZM121 48V47H120ZM131 49H132V47H130ZM199 48H201V47H199ZM223 48V47H222ZM240 48V47H239ZM251 48V47H250ZM55 49L58 51V52H60V53H58L57 51H55ZM111 50H112V47L110 48ZM110 49H109V52H110ZM127 49V48H126ZM133 49H135L134 47H133ZM191 49V48H190ZM213 49V48H212ZM234 49V48H233ZM29 50V49H28ZM42 50V52L40 53L39 51H41ZM71 50H74V52L73 51H71ZM75 50H76V53L78 52V55H76V53H75ZM95 50H98L97 51V53H96V55L98 54V52L100 53L99 55H97V56H93L94 54H95ZM118 50H121V49H118ZM118 50H117V52H118ZM145 50V49H144ZM199 50V49H198ZM219 50V49H218ZM246 50V49H245ZM36 51V50H35ZM54 51L56 52V54H53L52 55V53H54ZM121 51H123V49L121 50ZM124 51L126 52V50L124 49ZM135 51V50H134ZM149 51V50H148ZM178 51H180V50H178ZM224 51V50H223ZM237 51V50H236ZM36 52V53H37ZM72 52L73 53H75L74 54V57H75V55L76 56H79V55H81L82 57V60L83 59H85V60H83V61H81V59L79 60L78 59V61H77V63H74L73 61V54H72ZM108 52V53H109ZM116 51H115V54L117 53ZM136 52V51H135ZM138 52V51H137ZM136 52V53H137ZM181 52V51H180ZM197 52V51H196ZM204 53H208V51H203ZM203 52H201V53H203ZM213 52H215V51H213ZM231 52V51H230ZM229 51H228V53H230ZM172 53V52H171ZM193 53V52H192ZM210 53V52H209ZM211 53H212V51H211ZM59 55V54H62V55H59L60 57L62 56H65V57H68L67 59H64V60H62V59H60V57H59V59H54L53 58V56L55 57L56 55ZM113 55H114V53H112ZM118 54H119V52H118ZM133 54V53H132ZM138 54V53H137ZM173 54H176V52L175 53H173ZM181 53H179V55H180ZM224 54V53H223ZM34 55H36V54H34ZM38 55V54H37ZM52 55V56H51ZM113 55H111V57H112V59H114V56ZM136 55V54H135ZM140 55H142L141 53H140ZM150 55V54H149ZM152 55V54H151ZM207 55V54H206ZM226 56H228L227 54H225ZM239 55V54H238ZM137 56V55H136ZM135 56V59L134 60H136V58H137V60H140L139 59V57H136ZM164 56V55H163ZM175 55H173V57H174ZM199 55H197V57H198ZM212 56V55H211ZM214 56V55H213ZM231 56V55H230ZM244 56V55H243ZM245 56H246V54H245ZM248 56V55H247ZM56 57H58V56H56ZM64 57V58H65ZM80 57V56H79ZM85 57V58H84ZM94 57V58H93ZM132 57H133V55L130 57L131 59H132ZM141 57V56H140ZM176 57H177V55H176ZM181 57V56H180ZM184 57V56H183ZM202 57V56H201ZM218 57V56H217ZM220 57V56H219ZM249 57V56H248ZM36 58V57H35ZM116 58V57H115ZM121 58V57H120ZM161 58V57H160ZM177 58H179V57H177ZM189 58V57H188ZM202 58H204V57H202ZM202 58H200V59H202ZM207 58V57H206ZM230 58V57H229ZM233 58V57H232ZM236 58V57H235ZM240 58V57H239ZM239 58H238V60H239ZM125 59V58H124ZM128 59H129V57H127L124 61H128ZM192 59V58H191ZM198 59V58H197ZM208 59H210V58H208ZM35 60V59H34ZM42 60V62H44ZM62 60V61H61ZM69 60V61H68ZM73 60V61H72ZM96 60V61H95ZM107 60V59H106ZM186 60V59H185ZM188 60V59H187ZM39 61V60H38ZM37 61V62H38ZM68 61V62H67ZM70 61H72V62H70ZM98 61V62H97ZM167 61V60H166ZM178 61V60H177ZM194 61V60H193ZM199 61V60H198ZM203 61V60H202ZM210 61V60H209ZM208 61V62H209ZM231 61H233V60H231ZM251 61H250V63H251ZM94 62V63H93ZM95 62H96V64H97V66H95L96 64H95ZM101 62H102V59H101ZM112 62H114V60L112 61ZM140 62V61H139ZM159 62V61H158ZM211 62V61H210ZM238 62V61H237ZM256 62V63H255ZM28 63V62H27ZM88 63V64H87ZM99 63V64H98ZM128 63V62H127ZM127 63H125V65L127 64ZM39 64V63H38ZM49 64H47V65H49ZM143 64H145V63H143ZM183 64V63H182ZM182 64H180V65H182ZM187 64V63H186ZM209 64V63H208ZM44 65V64H43ZM98 65H99V68H98ZM180 65H178V66H180ZM188 65V64H187ZM190 65V64H189ZM198 65V64H197ZM255 65V66H256ZM42 66V65H41ZM112 66L113 68H114V72H115V70L117 71V75H115L114 74V72H113V68H110V67ZM129 66V65H128ZM208 66H210V64L208 65ZM142 67H143V65H142ZM182 67V66H181ZM189 67V66H188ZM204 68H205V66H203ZM30 68V67H29ZM98 70H97V69ZM109 68V69H108ZM117 68H119V69H117ZM123 68H124V66H123ZM127 68V67H126ZM180 68V67H179ZM242 68V67H241ZM42 69V68H41ZM40 69V70H41ZM48 69V68H47ZM52 69V68H51ZM101 69H102V71H101ZM112 69V70H111ZM125 69V68H124ZM135 69V68H134ZM151 69V68H150ZM249 69V68H248ZM261 69V70H260ZM50 70V69H49ZM71 70V71H70ZM103 70H105L107 73H108V75H109V73H111V75H104V71ZM144 70V69H143ZM153 70V69H152ZM251 70V69H250ZM53 71H55L56 72V70H54L53 69ZM125 71H126V69H125ZM124 71V72H125ZM133 71V70H132ZM137 71V70H136ZM174 71V70H173ZM183 71V70H182ZM193 71V70H192ZM54 72V73H55ZM68 72L66 73L67 75H69L68 74ZM77 74H76V73ZM129 72V71H128ZM134 72V71H133ZM190 72H191V68H190V70H189V74H190ZM116 73V72H115ZM83 74V75H82ZM122 74V73H121ZM175 74V73H174ZM188 74V75H189ZM198 74V73H197ZM200 74V73H199ZM241 74V73H240ZM138 75V74H137ZM183 75V74H182ZM191 75V74H190ZM248 75V74H247ZM247 75H245V76H247ZM256 75V74H255ZM261 75H264V71H263V73H260V75L259 76H261ZM50 76V75H49ZM71 76V75H70ZM79 76H77V77H79ZM110 77L109 79H108V77ZM113 76V77H114ZM151 76V75H150ZM172 76H174V75H172ZM181 76V75H180ZM194 76V75H193ZM249 76V75H248ZM56 77H58L57 75H56ZM56 77H55V79H56ZM64 77V76H63ZM68 77V76H67ZM73 77V76H72ZM168 77H169V75H168ZM200 77H202V76H200ZM238 77V76H237ZM243 77V76H242ZM255 77V76H254ZM128 78H129V76H128ZM143 78V77H142ZM166 78V77H165ZM189 78V77H188ZM251 78V79H250ZM257 78V77H256ZM264 78V77H263ZM49 79V78H48ZM65 79V78H64ZM71 79V78H70ZM69 79V80H70ZM74 79V78H73ZM79 79V78H78ZM118 79H121V78H118ZM152 79V78H151ZM158 79H160V78H158ZM163 79V78H162ZM198 79V78H197ZM203 79V78H202ZM235 79V78H234ZM66 80H68L67 78H66ZM141 80V79H140ZM169 80V79H168ZM237 79H235L233 82H235ZM238 80H240V79H238ZM245 82H247V83H249V81L250 80H252L253 82H256L257 80H262V77L261 78H259V79H252V77H246L245 78ZM41 81V80H40ZM71 81V80H70ZM94 81V82H93ZM109 81V82H108ZM122 81V80H121ZM150 81V80H149ZM183 81V80H182ZM199 81V80H198ZM206 81V80H205ZM47 82V81H46ZM49 82H50V80H49ZM61 82V81H60ZM76 82V81H75ZM95 82L97 83L96 85H95ZM99 82V83H98ZM107 82H108V84H107ZM169 82V81H168ZM175 82V81H174ZM186 82V81H185ZM239 82V81H238ZM238 82H236L237 84H238ZM13 83V82H12ZM16 83V82H15ZM58 83V82H57ZM123 83V82H122ZM143 83V82H142ZM36 84H37V82H36ZM84 84V83H83ZM118 84V83H117ZM124 84V83H123ZM122 84V85H123ZM172 84V83H171ZM200 84V83H199ZM205 84V83H204ZM240 84V83H239ZM242 84V83H241ZM240 84V85H241ZM244 84V83H243ZM246 84V83H245ZM255 84V83H254ZM120 85V84H119ZM148 85V84H147ZM159 85V84H158ZM165 85V84H164ZM210 85V84H209ZM239 85V86H240ZM262 85V84H261ZM17 86V85H16ZM53 86V85H52ZM130 86V85H129ZM149 86V85H148ZM147 86V87H148ZM201 86V85H200ZM211 86H213V85H211ZM238 86V87H239ZM248 85L246 84V87H244V88H248L247 87ZM263 86V85H262ZM41 87V86H40ZM71 87V86H70ZM74 87V86H73ZM116 87H117V85H116ZM166 87V86H165ZM164 87V88H165ZM193 87V86H192ZM205 87H206V84H205ZM225 87V86H224ZM230 87V86H229ZM229 87H227V88H229ZM236 87V86H235ZM254 87V86H253ZM25 88V87H24ZM51 88V87H50ZM64 88V87H63ZM126 88V87H125ZM131 88V87H130ZM130 88H128V89H130ZM149 89H150V86L148 87ZM147 88V89H148ZM156 88V87H155ZM195 88V87H194ZM159 89V88H158ZM204 89V88H203ZM202 89V90H203ZM207 89V88H206ZM225 89V88H224ZM241 89V90H240ZM34 90V89H33ZM57 90V89H56ZM66 90V89H65ZM82 90H83V88H82ZM121 90V89H120ZM127 90V89H126ZM160 90V89H159ZM163 90V89H162ZM174 90V89H173ZM196 90V89H195ZM201 90V89H200ZM215 90V89H214ZM218 90V89H217ZM243 90L244 89H242V88H237L236 89V91H238L237 92V94H235V96H234V98H236V99H234L235 101L233 102L234 103V105H232L231 106V108H230V114L231 115H233L234 116V118H232V120H234V119H236V118H238V120L240 121V118H239V115H240V113L238 112V110H240L241 108H239L240 106H241V104H240V106H239V103L240 102H242V97L243 96H241V94H245L246 95V93L248 94V92L246 91V93L245 92H243ZM248 90V89H247ZM255 90V89H254ZM51 91V90H50ZM79 91V90H78ZM116 91V90H115ZM161 91V90H160ZM160 91H159V93H160ZM167 91V90H166ZM187 91V90H186ZM194 91V90H193ZM203 91H205V90H203ZM219 91H222V90H218V92ZM236 91H234V93L236 92ZM43 92V91H42ZM76 92V91H75ZM117 92V91H116ZM154 92H156V91H154ZM198 92V91H197ZM259 92V91H258ZM260 92H262V90L260 89ZM24 93V92H23ZM162 93V92H161ZM222 93V92H221ZM262 93H264V92H262ZM28 94V93H27ZM65 94V93H64ZM88 94V95H89ZM150 94H152V93H150ZM174 94V93H173ZM190 94V93H189ZM199 94V93H198ZM201 94H203V93H201ZM232 94V93H231ZM253 94H255V93H253ZM249 95L248 97H247V103H249V104H253V106H251L253 109H252V111H251V113H250V115H251V119H249L250 120V124L252 125V126H255L256 127V129L257 130H259L260 131V133L261 132H263V130H264V94H258V95ZM26 95V94H25ZM24 95V96H25ZM72 95H74V94H72ZM79 95V94H78ZM77 95V96H78ZM115 95V94H114ZM116 95H118V94H116ZM169 95V94H168ZM184 95V94H183ZM212 95V94H211ZM233 95V94H232ZM42 96V95H41ZM65 96V95H64ZM87 96V95H86ZM167 96V95H166ZM206 96H207V94H206ZM221 96V95H220ZM231 96V95H230ZM51 97V96H50ZM73 97V96H72ZM89 97V96H88ZM155 97V96H154ZM165 97V96H164ZM172 97V96H171ZM53 98V97H52ZM75 98V97H74ZM80 98H81V96H80ZM86 98V97H85ZM84 98V100H87V98L85 99ZM95 98V99H96ZM187 98H188V96H187ZM209 98V97H208ZM211 98V97H210ZM217 98V97H216ZM228 98H231V97H228ZM232 98H233V96H232ZM244 98V97H243ZM94 99V98H93ZM171 99V98H170ZM169 99V100H170ZM51 100V99H50ZM50 100L48 101V102H50ZM97 100H99V99H97ZM160 100V99H159ZM229 100V99H228ZM238 101V103H237V101ZM47 101V100H46ZM82 101H83V99H82ZM90 101H92L91 99H90ZM89 101V102H90ZM100 101H101V99H100ZM103 102H104V100H102ZM133 101V100H132ZM161 101V100H160ZM159 101V102H160ZM165 101V100H164ZM173 101V100H172ZM214 100L212 99V102H213ZM243 101H244V99H243ZM45 102V101H44ZM66 102V101H65ZM85 102H87V101H85ZM128 102V101H127ZM182 102H183V100H182ZM210 102V101H209ZM211 102V103H212ZM236 102V103H235ZM246 102V101H245ZM35 103V102H34ZM36 103H37V101H36ZM92 103V102H91ZM96 103H98V104H100L98 101H96ZM95 102H93V105L94 104H96ZM126 103V102H125ZM124 103V104H125ZM129 103V102H128ZM133 103V102H132ZM186 103V102H185ZM190 103V102H189ZM210 103V104H211ZM221 103V102H220ZM219 103V104H220ZM247 103L246 104H244L243 103V106L246 108V105H247ZM258 103V104H257ZM41 104V103H40ZM50 104V103H49ZM56 104V103H55ZM87 104V103H86ZM90 104V103H89ZM177 104V103H176ZM191 104V103H190ZM215 104V103H214ZM213 104V105H214ZM226 104V103H225ZM255 104V105H254ZM48 105V104H47ZM76 105V104H75ZM116 105V104H115ZM128 105V104H127ZM129 105H130V103H129ZM153 105V104H152ZM157 105H158V103H157ZM162 105H164V103L162 104ZM183 105V104H182ZM73 106V105H72ZM102 106H103V104H102ZM105 106V105H104ZM103 106V107H104ZM139 106V105H138ZM149 106V105H148ZM176 106V105H175ZM184 106V105H183ZM187 106V105H186ZM218 106H220V105H218ZM43 107V106H42ZM65 107V106H64ZM80 107V106H79ZM86 107V106H85ZM84 107V108H85ZM100 107V106H99ZM98 107V108H99ZM115 107V106H114ZM180 107H181V105H180ZM212 107V106H211ZM214 107V106H213ZM248 107H249V105H248ZM33 108V107H32ZM35 108V107H34ZM95 108H96V106H95ZM105 108V107H104ZM182 108V107H181ZM225 108V107H224ZM244 108V109H245ZM250 108V107H249ZM37 109V108H36ZM39 109V108H38ZM115 109V108H114ZM116 109H117V107H116ZM115 109V110H116ZM242 109H243V107H242ZM247 109V108H246ZM245 109V110H246ZM33 110V109H32ZM40 110V109H39ZM49 110V109H48ZM67 110V109H66ZM75 110V109H74ZM84 110V109H83ZM86 110V109H85ZM129 110V109H128ZM132 110V109H131ZM219 110V109H218ZM244 110V111H245ZM249 110H251V109H249ZM19 111V110H18ZM99 111V110H98ZM110 111V110H109ZM117 111V110H116ZM156 111V110H155ZM227 111V110H226ZM242 111L243 110H241L240 112L242 113ZM244 111H243V114H241V118L242 117H244L243 115L245 114L244 113ZM25 112H27V110L25 111ZM37 113V111H35L34 110V113ZM147 112V111H146ZM150 112V111H149ZM246 112V111H245ZM250 112V111H249ZM18 113V112H17ZM32 113V112H31ZM40 113V112H39ZM38 113V114H39ZM49 113V112H48ZM62 113V112H61ZM64 113V112H63ZM86 113V112H85ZM112 113V112H111ZM140 113V112H139ZM143 113V112H142ZM19 114H20V111H19ZM33 114V113H32ZM66 114H67V112H66ZM70 114V113H69ZM87 114V113H86ZM148 114V113H147ZM229 114V115H230ZM21 115V114H20ZM34 115V114H33ZM32 115V116H33ZM47 115V114H46ZM51 115V114H50ZM49 115V116H50ZM74 115V114H73ZM81 115V114H80ZM84 115V114H83ZM139 115V114H138ZM249 115V114H248ZM5 116V115H4ZM31 116V117H32ZM41 116H42V114H41ZM44 116H45V114H44ZM44 116L43 117H41V119H43L44 118ZM69 116V115H68ZM77 116V115H76ZM232 116V117H233ZM246 116V115H245ZM33 117H35V118H37V121H36V125H37V127H38V129H40L39 128V123H41L42 124V120H38L39 119V117H38V115L37 116H33ZM46 117V116H45ZM65 117H66V115H65ZM80 117V116H79ZM85 117V116H84ZM125 117V116H124ZM18 118V117H17ZM34 118V119H35ZM59 118V117H58ZM74 118V117H73ZM102 119H103V117H101ZM230 118V117H229ZM50 119V118H49ZM67 119H68V117H67ZM77 119V118H76ZM87 119H88V117H87ZM243 119H246L245 117L243 118ZM243 119H242V121H243ZM44 120V119H43ZM45 120H46V118H45ZM53 120V119H52ZM64 120V119H63ZM66 120V119H65ZM85 120V119H84ZM39 121V122H38ZM46 121H48V120H46ZM45 121V122H46ZM51 121V120H50ZM60 121H62V120H60ZM74 121V122H73ZM72 122H73V124L71 125V126H69V127H71V129L75 132V129H77L76 127L78 126H80L79 124L77 125L76 123H75V120H73ZM141 121V120H140ZM236 121V120H235ZM23 122V121H22ZM45 122L43 123V124H45ZM53 122V121H52ZM59 122V121H58ZM76 122H77V120H76ZM10 123H11V121H10ZM13 123V122H12ZM16 123V122H15ZM33 123V122H32ZM50 123V122H49ZM48 123V124H49ZM65 123V122H64ZM138 123H139V121H138ZM242 123H244V122H242ZM26 124H27V122H26ZM47 124V125H48ZM51 124V123H50ZM52 124H54V123H52ZM156 124V123H155ZM154 124V125H155ZM258 124H259V126H258ZM11 125H13V124H11ZM17 125H18V123H17ZM32 125V124H31ZM59 125V124H58ZM77 125V126H76ZM86 125V124H85ZM108 125V124H107ZM8 126V125H7ZM19 126H21V125H19ZM44 126V125H43ZM50 126V125H49ZM55 126H57V125H55ZM63 126V125H62ZM62 126H60V127H62ZM76 126V127H75ZM88 126V125H87ZM90 126V125H89ZM100 126V125H99ZM47 127V126H46ZM46 127H45V130H46ZM53 127H54V125H53ZM59 127V126H58ZM59 127V128H60ZM64 127H66V126H64ZM64 127H62V128H64ZM82 127H84V125L83 126H81L80 128H81V130L80 131H77L76 132V135H78L79 136V134H81V132H83V130H82ZM97 127V126H96ZM8 128V127H7ZM49 128V127H48ZM52 128V125H51V127H50V129ZM68 128V127H67ZM80 128H78V129H80ZM87 128V127H86ZM109 128V127H108ZM10 129V128H9ZM37 129V130H38ZM42 129H43V127H42ZM41 129V130H42ZM69 129L70 128H68V131H69ZM77 129V130H78ZM90 129H91V127H90ZM44 130V129H43ZM42 130V132H44ZM47 130H49V129H47ZM46 130V131H47ZM72 130H71V132H72ZM51 131H54L53 129L51 130ZM61 131V130H60ZM67 131V132H68ZM88 131V130H87ZM78 132H79V134H78ZM167 132V131H166ZM39 133H40V131H39ZM58 133V132H57ZM56 133V134H57ZM70 133V132H69ZM86 133V132H85ZM170 133V132H169ZM258 133V132H257ZM29 134V133H28ZM45 134V133H44ZM68 134V133H67ZM162 134V133H161ZM251 134V133H250ZM261 134H263V138L261 137V138H258V136L256 135V136H251L252 138L254 137L255 139L254 140H256V142H258L259 143V140H261V142L263 143V141H264V132L263 133H261ZM70 135V134H69ZM72 135V134H71ZM90 135V134H89ZM165 135V134H164ZM253 135V134H252ZM7 136V135H6ZM9 136H11V135H9ZM28 136V135H27ZM57 135H55V137H56ZM66 136V135H65ZM73 136H75V135H73ZM78 136H76V137H78ZM81 136V135H80ZM70 137V136H69ZM89 137V136H88ZM144 137V136H143ZM161 137V136H160ZM176 137H177V135H176ZM179 137V136H178ZM10 137H8V139H9ZM58 138V137H57ZM75 138V137H74ZM3 139V138H2ZM7 139V140H8ZM11 139V138H10ZM27 139H29V138H27ZM64 139H65V137H64ZM158 139V138H157ZM58 140V139H57ZM56 140V141H57ZM63 140V139H62ZM61 140V138H59V143L62 141ZM72 140H74V139H72ZM247 140V139H246ZM253 140V139H252ZM10 141V140H9ZM36 141V140H35ZM52 141V140H51ZM170 141V140H169ZM8 142V141H7ZM29 142H30V140H29ZM28 142V143H29ZM50 142V141H49ZM48 142V143H49ZM75 143H78V142H76V141H74ZM179 142V141H178ZM181 142V141H180ZM255 142V143H256ZM119 143V142H118ZM117 143V144H118ZM8 144V143H7ZM27 144V143H26ZM34 144V143H33ZM41 144V143H40ZM43 144V143H42ZM51 144V143H50ZM73 144V143H72ZM71 144V145H72ZM97 144V143H96ZM186 144V143H185ZM184 144V145H185ZM74 145V144H73ZM111 145V144H110ZM184 145H183V147H184ZM263 145V144H262ZM9 146H10V144H9ZM14 146V145H13ZM78 146H79V144H78ZM77 146V147H78ZM104 146V145H103ZM181 146V145H180ZM187 146V145H186ZM238 146V145H237ZM5 147V146H4ZM12 147V146H11ZM26 147V146H25ZM86 147V146H85ZM119 147V146H118ZM141 147V146H140ZM153 147V146H152ZM160 147V146H159ZM41 148V147H40ZM74 148V147H73ZM79 148V147H78ZM123 148V147H122ZM130 148V147H129ZM133 148V147H132ZM37 149V148H36ZM42 149V148H41ZM41 149H39L40 151H41ZM48 149H50V148H48ZM77 149V148H76ZM135 149V148H134ZM24 150H26V149H24ZM82 150H83V148H82ZM98 150V149H97ZM233 150H234V148H233ZM84 151V150H83ZM110 151V150H109ZM135 151V150H134ZM183 151V150H182ZM187 151H188V149H187ZM20 152V151H19ZM23 152H25V151H23ZM23 152H21V153H23ZM27 152H29V151H27ZM26 152V153H27ZM36 152V151H35ZM96 152H98V151H96ZM185 152V151H184ZM235 152V151H234ZM238 152V151H237ZM30 153V152H29ZM34 153V152H33ZM40 153V152H39ZM38 153V154H39ZM57 153H58V151H57ZM85 153V152H84ZM116 153V152H115ZM119 153V152H118ZM180 153V152H179ZM189 153V152H188ZM38 154L36 155V157L38 156ZM49 154V153H48ZM55 154V153H54ZM81 154V153H80ZM89 153L87 152V154L86 155H88ZM113 154V153H112ZM136 154V153H135ZM192 154V153H191ZM243 154V153H242ZM11 155V154H10ZM22 155H24V153L22 154ZM27 155H29L28 153H27ZM43 155V154H42ZM79 155V154H78ZM85 155V156H86ZM104 155V154H103ZM19 156V155H18ZM35 156V155H34ZM39 156H41V153H40V155ZM232 156V155H231ZM26 157V156H25ZM75 157V156H74ZM79 158H80V156H78ZM87 157H89V155L87 156ZM102 157H104V156H102ZM101 157V158H102ZM114 157V156H113ZM196 157V156H195ZM236 157V156H235ZM19 158V157H18ZM22 158V157H21ZM29 158H31V157H29ZM28 158V159H29ZM89 158H91V157H89ZM115 158V159H114ZM113 159L114 160H116L117 162L116 163H122L121 165L122 166H120V164H118L119 166H120V168H118V169H116V167H114V166H112L113 168H112V170H110V171H106V169L104 170L103 168H102V170H104L105 171V174L103 173V171H100L101 170V168H100V170H98L99 172H102L103 173V175H101L100 176V173H98V172H96V173H98L99 175L97 176L96 175V173H93V174H90L89 176L90 177H92V175H93V177H94V182H95V185H91V184H88V182L87 181H85V182H83L84 180H86V179H84L85 177H83V176H87L89 173H88V170H86L87 168H84V169H82V166L80 167V164H81V158L80 159H78L77 157H75V158H72L71 159V163L72 164H70V163H68L70 166L69 167H71V165L73 166V170L71 169V171L69 170H67L68 172H69V174L70 175H72L73 177H75V179H81V181H82V179H83V183H80L82 186H80L79 184H76L75 182H77V180H73L74 178H72V176H69V177H71L70 178V180H67V179H65V177H64V179L65 180H67V181H65L63 178H61V180L62 181H59V180H56L55 182H53L52 180H51V178H50V176L48 177L47 176V178H44L45 179V181H47L49 184H50V186H51V183L53 182V184L54 183H60L59 185L57 184V185H53V187H49V192H50V194H49V200L52 202V205H53V207H52V205L49 203V205H51V206H49V207H51L50 209H51V212L53 213V214H55L56 212V210L59 212V215H61L62 217H61V220L62 221H64L63 223L61 222V225H62V227L68 222V224L69 223H71V225H68V227H67V225L65 226L66 228H68L69 229V226H70V229L71 228H75V229H71V230H68V229H66L65 227H64V229H66V230H68V232H70L69 233V235H70V238H72L73 236H74V239H73V242H74V240H75V242H76V240H77V238L79 237H76L75 236V231H76V234H78V235H80V237L82 236H86L87 237V235H88V233H89V235H90V233L92 234V235H95L96 233H101L100 232V230L102 229V228H106V226L108 225V224H110L109 222H111V221H116L117 219V224H118V222H119V218L121 217V215H124V211H130V210H132V211H130L131 212V215L133 214L132 212H136L137 213V211L139 212H141L142 211V213L143 212H152L153 210H157V209H161V208H159L158 207V202L156 201V203L154 204L153 203V200L154 199H157L159 196H157V195H160L158 192L159 191H161V190H157V192L154 194L153 192H154V189L152 190V189H149V190H151V191H148V192H150L148 195L150 196V197H148L149 199L151 198L152 199V197L153 196H155L157 193V197L156 198H154L153 200H152V203L153 204H150V202H151V200H150V202H148L147 201V197H144V196H147V194H146V191H144V190H146V188H149L150 186H152L151 184L152 183H150V186L149 187H147L148 185H149V183L147 182H144V180L143 179H141V178H146V177H142L143 176V174L142 175H140L139 173H136V172H139V171H136L135 172V170H133V168H132V166L133 165H135V164H133V162H132V160L131 161H125L124 160V158H126V157H122L121 156V158H120V155H115V157H114ZM123 158V159H122ZM128 158V157H127ZM226 158H227V156H226ZM234 158V157H233ZM245 158V157H244ZM20 159V158H19ZM27 159V158H26ZM27 159V160H28ZM37 159H38V157H37ZM83 159V158H82ZM93 159V158H92ZM224 160V159H223ZM233 160V159H232ZM21 161V160H20ZM68 161V160H67ZM85 162H86V160H84ZM119 161V162H118ZM193 161H195V160H193ZM2 162V161H1ZM89 162V161H88ZM91 162V161H90ZM107 162V161H106ZM157 162V161H156ZM159 162V161H158ZM221 162H222V160H221ZM245 162V161H244ZM66 162H64V164H65ZM80 163V164H79ZM93 163V162H92ZM108 163H110V162H108ZM18 164H19V161H18ZM58 164H59V162H58ZM79 164V165H78ZM83 164V163H82ZM81 164V165H82ZM133 164V165H132ZM181 164V163H180ZM191 164H192V162H191ZM232 164V163H231ZM62 165H63V162H62ZM102 165V164H101ZM110 165V164H109ZM111 165H112V163H111ZM139 165V164H138ZM146 165V164H145ZM163 165V164H162ZM20 166H21V164H20ZM23 166V165H22ZM64 166V165H63ZM63 166L61 167V169L63 170H65V166H66V164H65V166H64V168H63ZM94 166V165H93ZM222 166V165H221ZM15 167V166H14ZM58 167H60V166H58ZM75 167V168H74ZM96 167H97V164H96ZM103 167V166H102ZM105 167V166H104ZM107 167H111V166H106V168ZM134 168H135V166H133ZM137 167V166H136ZM161 167V166H160ZM241 167V166H240ZM67 168V167H66ZM222 168V167H221ZM14 169V168H13ZM24 169V168H23ZM53 169V168H52ZM89 169V168H88ZM91 169V168H90ZM108 169V168H107ZM110 169V168H109ZM162 169H163V167H162ZM223 169V168H222ZM227 169V168H226ZM7 170V169H6ZM16 170V169H15ZM95 170V169H94ZM143 170V169H142ZM12 171V170H11ZM28 171V170H27ZM60 171V170H59ZM66 171V170H65ZM66 171V173H68ZM72 171H74V172H72ZM17 172V171H16ZM22 171H20V173H21ZM29 172H30V169H29ZM35 172H36V170H35ZM38 172V171H37ZM93 172V171H92ZM174 172V171H173ZM183 172V171H182ZM214 172H215V170H214ZM23 173V172H22ZM147 173V172H146ZM228 173V172H227ZM18 174V173H17ZM35 174V173H34ZM149 174V173H148ZM173 174H175V172L173 173ZM184 174V173H183ZM224 174H226V172H224ZM3 176H4V174H2ZM23 175H25L24 173H23ZM21 176V174H20V177H23L24 178V176ZM43 175V174H42ZM49 175H51V174H49ZM63 175V174H62ZM77 175H79V176H77ZM145 175V174H144ZM191 175V174H190ZM202 175V174H201ZM216 175V174H215ZM38 176H39V174H38ZM52 179L53 178H55V179H58L59 178V176H57V175H55L54 173L52 174ZM64 176V175H63ZM103 176V177H102ZM148 176V175H147ZM152 176V175H151ZM158 176H159V174H158ZM161 176V175H160ZM44 177V176H43ZM62 177V176H61ZM88 177V176H87ZM92 177V178H93ZM136 177L137 178H140L139 180H136ZM177 177V176H176ZM193 177V176H192ZM5 178H9V177H7V175L5 176ZM5 178H3V179H5ZM19 178V177H18ZM29 178V177H28ZM66 178H68V177H66ZM92 178H90L91 180H92ZM148 178H149V176H148ZM153 178H155V177H153ZM159 179H157V177H156V179H157V182H159V180L160 181H162V178L161 177H158ZM164 178V177H163ZM19 179H22V178H19ZM18 179V180H19ZM30 179V178H29ZM41 179V178H40ZM72 179V180H71ZM88 179V178H87ZM155 179V180H156ZM1 180V179H0ZM7 180V179H6ZM9 180V179H8ZM15 180V179H14ZM17 180V181H18ZM27 180V179H26ZM43 180V179H42ZM151 180V179H150ZM152 181V182H155L156 183V181ZM176 180V179H175ZM183 180V179H182ZM192 180V179H191ZM1 181H3V180H1ZM23 181H25V178L22 180V182ZM28 181H30V180H28ZM44 181V182H45ZM75 181V182H74ZM79 182H81L80 180H78ZM92 181V183H94ZM139 181H140V183H139ZM147 181V180H146ZM178 181V180H177ZM193 181H195V180H193ZM46 182V183H47ZM75 183V186H80V187H82L83 188V190H85V189H88V190H86V191H88L90 194L92 193V190L95 192V194H93L94 196H93V198H90V197H88V198H83V195L81 196V192H79L75 187H74V183ZM87 182V183H86ZM130 182H132V183H130ZM146 183V184H148L147 186L146 185H144V183ZM151 182V181H150ZM181 182V181H180ZM189 182V181H188ZM196 182V181H195ZM14 183V182H13ZM24 183H26V181L24 182ZM32 183V182H31ZM47 183V184H48ZM66 183V184H65ZM78 183V182H77ZM85 183V184H84ZM159 183H162V182H159ZM165 183V182H164ZM174 183V182H173ZM21 184V183H20ZM23 184V183H22ZM179 184V183H178ZM184 184V183H183ZM189 184H190V182H189ZM194 184V183H193ZM0 185H2L1 183H0ZM10 185V184H9ZM14 185V184H13ZM17 185V184H16ZM19 185V184H18ZM24 185V184H23ZM22 185V186H23ZM28 185V184H27ZM35 185H37V184H35ZM41 186V184H39L38 183V186ZM86 185H87V187H86ZM6 186V185H5ZM38 186H36V187H38ZM49 186V185H48ZM47 186V187H48ZM123 186H125L126 188H127V190H124V187ZM183 186H185V185H183ZM15 187V186H14ZM30 187V186H29ZM28 187V188H29ZM43 187V186H42ZM42 187H41V189H42ZM45 187V186H44ZM91 187H93L92 189H91ZM170 187V186H169ZM181 187V186H180ZM187 187V186H186ZM4 188V187H3ZM7 188V187H6ZM21 188V187H20ZM27 188V187H26ZM31 188H32V186H31ZM33 188H34V186H33ZM39 188V187H38ZM81 188V189H82ZM125 188V189H126ZM151 188V187H150ZM164 188V187H163ZM182 188V187H181ZM185 188V187H184ZM30 189V188H29ZM45 189H48V188H44V190ZM156 189V188H155ZM180 189V188H179ZM189 189V188H188ZM192 189V188H191ZM2 190V189H1ZM8 190V189H7ZM15 190V189H14ZM21 190H22V188H21ZM36 190V189H35ZM40 190V189H39ZM43 190V189H42ZM80 190V189H79ZM82 190V191H83ZM148 190V189H147ZM182 190H184V189H182ZM181 190V191H182ZM199 190V189H198ZM5 191V190H4ZM8 191H10V189L8 190ZM37 191V190H36ZM78 191V192H77ZM156 191V190H155ZM187 191V190H186ZM7 192V191H6ZM17 192V191H16ZM21 192V191H20ZM26 192V191H25ZM24 192V193H25ZM38 192V191H37ZM47 192V191H46ZM151 192L154 194L152 197H151ZM163 192V191H162ZM174 192V191H173ZM177 192V191H176ZM176 192H175V194H176ZM188 192V191H187ZM187 192H185V193H187ZM190 192V191H189ZM199 192H200V190H199ZM198 192V193H199ZM8 193V192H7ZM144 193V194H143ZM183 193V192H182ZM201 193L202 192H200L199 194L201 195ZM18 194V193H17ZM44 194H45V192H44ZM174 194V195H175ZM194 194V193H193ZM41 195H43V194H41ZM51 195V196H50ZM142 195H144L143 197H142ZM167 195V194H166ZM7 196H9L8 194H7ZM22 196V195H21ZM23 196H24V194H23ZM37 196V195H36ZM38 196H39V194H38ZM163 196V195H162ZM167 196H169V195H167ZM173 196V195H172ZM183 196V195H182ZM190 196V195H189ZM191 196H193V195H191ZM3 197V196H2ZM9 197H12V195L11 196H9ZM28 197V196H27ZM51 197V198H50ZM161 197V196H160ZM171 197V196H170ZM176 197V196H175ZM8 198V197H7ZM94 198H95V201H94ZM187 198V197H186ZM16 199V198H15ZM162 199H164L163 197H162ZM161 199V200H162ZM166 199V198H165ZM184 199V198H183ZM194 199V198H193ZM202 199V198H201ZM2 200V199H1ZM10 200V199H9ZM8 199H7V201H9ZM39 200V199H38ZM37 200V201H38ZM44 201H45V199H43ZM46 200H48V199H46ZM196 200V199H195ZM197 200H198V198H197ZM7 201H5V203H4V201H3V205L4 204H6L7 203ZM11 201V200H10ZM18 201V200H17ZM22 201V200H21ZM26 201V200H25ZM41 201V200H40ZM155 201V200H154ZM166 201V200H165ZM168 201V200H167ZM182 201V200H181ZM188 201V200H187ZM191 201H193V200H191ZM203 201V200H202ZM205 201V200H204ZM1 202V201H0ZM12 202V201H11ZM29 202V201H28ZM163 202V201H162ZM198 202V201H197ZM2 203V202H1ZM14 203V202H13ZM19 203H20V201H19ZM27 203V201L25 202V204ZM160 203V202H159ZM184 203V202H183ZM9 204V203H8ZM25 204H24V202L22 203V205H24L25 206ZM106 204H107V206H106ZM166 204H167V202H166ZM175 204V203H174ZM186 204V203H185ZM201 204V203H200ZM7 205V204H6ZM6 205L4 206V208L6 207ZM13 205V204H12ZM26 205H28V204H26ZM37 205V204H36ZM189 205H191V204H189ZM199 205V204H198ZM208 205V204H207ZM213 205H214V203H213ZM21 206V205H20ZM23 206V207H24ZM30 206V205H29ZM35 206V205H34ZM102 206V207H101ZM103 206H106V207H103ZM112 206V207H111ZM172 206L173 205H171V208H172ZM185 206V205H184ZM1 207H2V209H4L3 208V206L1 205ZM9 207V206H8ZM14 207H16V206H14ZM19 207V206H18ZM32 207V206H31ZM169 207H170V205H169ZM179 207V206H178ZM187 207H188V205H187ZM194 207V206H193ZM199 207V206H198ZM209 207V206H208ZM21 208H22V206H21ZM24 208H26V207H24ZM34 209H35V207H33ZM40 208V207H39ZM43 208V207H42ZM47 208H48V205H47ZM52 208H54V211H53V209ZM183 208V207H182ZM188 208H190V207H188ZM213 208V207H212ZM217 208V207H216ZM5 209H7V208H5ZM49 209V210H50ZM181 209V208H180ZM211 209V208H210ZM214 209H215V207H214ZM8 210H9V208H8ZM7 210V212H9ZM32 210V209H31ZM162 210H163V208H162ZM169 210V209H168ZM199 210H201V208L199 209ZM213 210V209H212ZM217 211H218V209H216ZM13 211H15V210H12V212ZM28 211H29V209H28ZM46 211V210H45ZM44 210H43V212H45ZM193 211V210H192ZM197 211V210H196ZM6 212V213H7ZM39 212V211H38ZM55 212V213H54ZM129 212V213H130ZM155 212V211H154ZM200 212V211H199ZM216 212V211H215ZM222 212V211H221ZM5 213V212H4ZM5 213V214H6ZM29 213V212H28ZM31 213V212H30ZM34 213V212H33ZM32 213V214H33ZM149 213V214H150ZM153 213V212H152ZM157 213H160V212H157ZM188 213V212H187ZM195 212L193 211V214H194ZM226 213V212H225ZM224 213V214H225ZM4 214V215H5ZM21 214V213H20ZM42 214V213H41ZM49 214H51V213H49ZM128 214V213H127ZM144 214V213H143ZM161 214V213H160ZM189 214V216L191 217V215H193L192 214V212L191 213H188ZM191 214V215H190ZM200 214V213H199ZM198 214V215H199ZM223 214V213H222ZM47 215H48V213H47ZM56 215V214H55ZM55 215H54V218H55ZM125 215H126V213H125ZM124 215V216H125ZM134 215V214H133ZM145 215V214H144ZM153 215V214H152ZM175 215H176V213H175ZM174 215V216H175ZM201 215H203V213H201ZM218 215V214H217ZM216 215V216H217ZM19 216V215H18ZM18 216H15V213L13 212L12 213V218H15V217H18ZM34 216V215H33ZM32 216V217H33ZM58 216V215H57ZM56 216V217H57ZM129 216V215H128ZM157 216V215H156ZM155 216V214H154V217H156ZM173 216V215H172ZM196 216V215H195ZM215 216V215H214ZM223 216V215H222ZM8 217V216H7ZM6 217V218H7ZM29 217H30V215H29ZM36 217H37V215H36ZM50 217H51V222H54V220L52 221V219H54V218H52L53 216L52 215H50ZM59 217V216H58ZM58 217H57V219L55 218V222H56V224H58ZM126 217V216H125ZM133 217V216H132ZM135 217V216H134ZM164 217V216H163ZM197 217V216H196ZM196 217H194V215L191 217V218H194V220H195V222L200 218V217H197V219H195ZM2 218V217H1ZM23 218V217H22ZM21 217H19V220L20 219H22ZM63 218V219H62ZM68 219L67 220V222H66V220L65 219ZM121 218H123V216L121 217ZM135 218H137V217H135ZM182 218V217H181ZM186 218H187V216H186ZM204 218H205V216H204ZM207 218V217H206ZM208 218H209V216H208ZM244 218V217H243ZM8 219V218H7ZM18 219V218H17ZM26 219V218H25ZM37 219V218H36ZM39 219V218H38ZM124 219V218H123ZM123 219H120V224H121V221H123ZM138 219V218H137ZM135 220L134 219V222H136V221H138V220ZM163 219V218H162ZM184 219V218H183ZM200 219H202L203 220V218H202V216H201V218ZM4 220V219H3ZM9 220V219H8ZM11 221H12V219H10ZM16 220V219H15ZM32 220V219H31ZM34 220V219H33ZM48 220V219H47ZM109 220H111V221H109ZM125 220V219H124ZM127 220V219H126ZM144 220V219H143ZM155 220V219H154ZM185 220V219H184ZM226 220H227V218H226ZM234 220V219H233ZM236 220V219H235ZM24 221V220H23ZM41 221V220H40ZM60 221V220H59ZM152 221V220H151ZM170 221V220H169ZM168 221V222H169ZM199 221V220H198ZM205 221L207 222V220L205 219ZM263 221V220H262ZM10 222V221H9ZM17 222H19V221H17ZM21 222V221H20ZM19 222V223H20ZM27 222V221H26ZM33 222V221H32ZM36 222V221H35ZM50 222V224L52 225V223ZM55 222H54V224H55ZM66 222V223H65ZM116 222H114V224L116 223ZM147 222H149V221H147ZM164 222V221H163ZM165 222H166V219H165ZM175 222V221H174ZM174 222H173V224H174ZM184 222V221H183ZM209 222V221H208ZM23 223V222H22ZM28 223H30V222H28ZM39 223V222H38ZM128 223V222H127ZM137 223V222H136ZM145 223V222H144ZM31 224V223H30ZM33 224H34V222H33ZM47 224H48V222H47ZM60 224V223H59ZM58 224V225H59ZM126 224V223H125ZM129 224L131 225H133L134 223H132V221L130 222L129 221ZM139 224V223H138ZM152 224V223H151ZM165 224V223H164ZM169 224V223H168ZM168 224H166V225H164V226H166V229H165V231H168L169 230V234L171 235V238H172V241H171V246L174 244V245H176V246H174V249H176V248H178V249H180V247H182V246H184V247H186V249L188 250L187 251V256L188 257H191V258H196L197 256H196V251L195 250H197L198 248H199V246L201 245V244H204L203 242L205 241V242H210L209 241V239H208V241H206L205 240V238L204 239H202L201 238V236H200V234H199V232L200 231H198V233L197 232H194V231H197V230H199L198 229V227H196L195 228V226H191V227H194L195 228V230L192 228V229H190L189 227L190 226H188V224L186 225V224H181L182 225V227L185 229L186 228V226H187V228L188 229H190V230H192V231H188V232H186V230H188V229H183L182 227H180V225L178 226L177 224H174V225H177V227H180V228H176V229H174V232H173V229L171 230V228H170V226L168 225ZM171 224V223H170ZM201 224V223H200ZM209 224V223H208ZM263 224V223H262ZM58 225H56V226H58ZM112 225V224H111ZM129 225V226H130ZM148 225H150L149 223H148ZM157 226V223L155 224V223H153L152 225H150V227L151 226H153V227H151V228H154V226ZM158 225H160V221H159V224ZM168 225V226H167ZM184 225H185V227H184ZM197 225V224H196ZM9 226V225H8ZM31 226V225H30ZM38 226H39V224H38ZM41 226V225H40ZM55 225H53V227H54ZM92 226H93V229H92ZM110 226V225H109ZM115 226H116V224H115ZM138 226V225H137ZM136 225H135V227L133 228V231L135 230H137L136 228H138ZM144 227V225H140V227ZM36 227V226H35ZM61 227V226H60ZM108 227V226H107ZM121 227V226H120ZM149 227V226H148ZM160 228V229H162V231L164 232V228H161V226H157V228ZM163 227V226H162ZM171 227H174V226H171ZM262 227V226H261ZM33 228V227H32ZM38 228V227H37ZM47 228V227H46ZM59 228V227H58ZM116 227H114L113 229H115ZM131 228V227H130ZM156 228V227H155ZM47 229H50L49 227L47 228ZM53 229V228H52ZM57 229V228H56ZM112 229V230H113ZM148 229V228H147ZM179 229V230H178ZM181 229H183L182 231L183 232H181ZM66 230H65V232H66ZM74 230V231H73ZM99 230V231H98ZM130 230H132V229H130ZM149 230V229H148ZM148 230H146V234L147 233H149L148 235H150V232H151V234H152V239H155V241H156V239L158 240L159 238H160V235H161V232H158V231H156V230H158V229H155V232L153 231V230H151L150 232L148 231ZM177 230L179 231V233L177 232ZM225 230V229H224ZM40 231V230H39ZM51 231V230H50ZM49 231V232H50ZM74 233H73V232ZM87 231H88V233H87ZM139 231V230H138ZM160 231V230H159ZM172 231V232H171ZM232 231H234V230H231V232L230 231H228L229 233H232ZM30 232V231H29ZM31 232H33V231H31ZM43 232V231H42ZM41 232V233H42ZM45 232V231H44ZM52 232V231H51ZM62 232H63V230H62ZM61 232V233H62ZM68 232H66L67 234H68ZM152 232H154V233H152ZM162 232V235L164 234ZM190 232H192L191 234H190ZM194 232V233H193ZM53 233H55V230H54V232ZM64 233V232H63ZM130 233V232H129ZM128 233V234H129ZM132 233V232H131ZM135 233H137V232H135ZM144 233V235L143 236H145L146 234ZM158 233V234H157ZM188 233V234H187ZM196 233V234H195ZM25 234V233H24ZM50 234V233H49ZM87 234V235H86ZM134 234V233H133ZM132 234V235H133ZM140 234V233H139ZM154 234V235H153ZM213 234V233H212ZM232 234H234V232L232 233ZM27 235V234H26ZM31 235H33V233L31 234ZM68 235V236H69ZM88 235V236H89ZM91 235V236H92ZM141 235V234H140ZM148 235H146V238L145 237H143L142 236V239H140L141 238V236H140V238H139V240H142V241H144L145 243H143V242H138V243H143L144 245H140L141 247H142V249H143V251H142V249H140L139 247H137L134 243V245L136 246V248H139L142 252H143V254H144V257H145V259H144V261H146L145 263H147V264H159V262L162 260L163 261V255H164V252L165 251H168V250H174L173 249V246L170 248H168L167 246V242L168 241H166V240H164V242L162 241L163 240V236L161 235V239H159L158 241H162V242H160L161 243V245H159V247L160 246H162V247H160V248H163V251H162V249H160V251H162V253H163V255H162V253H160L159 252V250L158 249H156L158 252H157V254H156V256L158 257V258H156L157 260H153L154 258H152L154 255V253L152 252L153 250H152V248L150 247V246H148V244L150 245V243H149V239H148ZM211 235V234H210ZM209 235V236H210ZM220 235V234H219ZM21 236V235H20ZM41 236V235H40ZM63 235H61L60 237H62ZM66 236V235H65ZM84 236V237H85ZM137 236H139L138 234H137ZM148 236V237H147ZM151 236V235H150ZM165 236V235H164ZM217 236V235H216ZM221 236H222V233H221ZM226 236V235H225ZM24 237V236H23ZM23 237H21V238H23ZM90 237V236H89ZM133 237H136V236H133ZM170 237V236H169ZM21 238H20V240H21ZM39 238V237H38ZM37 238V239H38ZM54 239H56V241L58 242V239H57V237L55 238V237H53ZM59 238V237H58ZM64 238V237H63ZM66 238V237H65ZM69 238V237H68ZM67 238V239H68ZM130 238V237H129ZM224 238V237H223ZM248 238H250V236L248 237ZM256 238H257V236H256ZM33 239V238H32ZM35 239V238H34ZM79 239V238H78ZM136 239V238H135ZM212 239V238H211ZM23 240V239H22ZM47 239H45V241H46ZM62 240V239H61ZM65 240V239H64ZM128 240V239H127ZM151 240V239H150ZM169 240V239H168ZM36 241V240H35ZM40 241H42V239L40 240ZM51 241V240H50ZM50 241L48 240V244L50 243ZM63 241V240H62ZM78 241V240H77ZM81 241V240H80ZM135 242H137L136 240H134ZM133 241V242H134ZM154 240H152V242H153ZM157 241V242H158ZM239 241V240H238ZM263 241V240H262ZM18 242H20V241H18ZM17 242V243H18ZM69 242V241H68ZM67 242V243H68ZM147 242H148V244H147ZM173 242V243H172ZM247 242V241H246ZM44 243V242H43ZM116 243V242H115ZM122 243V242H121ZM137 243V244H138ZM154 243V242H153ZM22 244V243H21ZM51 244H53L54 245V243L53 242H51ZM57 244H59V242L57 243ZM71 244V243H70ZM70 244H69V246H70ZM73 244V243H72ZM131 244V243H130ZM129 244V245H130ZM152 244V243H151ZM208 244H210V243H208ZM43 245V244H42ZM67 245V244H66ZM102 246H103V244H101ZM100 245V246H101ZM109 245V244H108ZM114 245H116V244H114ZM119 245V244H118ZM134 245H133V247H134ZM251 245H253V244H251ZM263 245V244H262ZM35 246H37L36 245V243H35ZM44 247H45V245H43ZM56 246V245H55ZM54 246V247H55ZM132 246V245H131ZM152 246V245H151ZM158 246V245H157ZM170 246V245H169ZM254 246V245H253ZM44 247H42L41 246V248H44ZM48 247V248H47ZM51 247H53V246H50V244H49V246H47L46 245V248L48 249V250H50V248ZM58 246H56V248H57ZM111 247V246H110ZM256 247V246H255ZM262 247H264V246H262ZM39 248H40V246H39ZM46 248L44 249L45 251H41L40 253L38 252L37 253V255H38V257H39V255H41V258H42V255H43V253H45V252H47V253H49L50 251L52 252V250H53V252H54V249L53 248H51V250L50 251H48V250H46ZM60 250H61V248L60 247H58ZM122 248V247H121ZM131 248V250H132V247H130ZM136 248H135V250H136ZM151 248V249H150ZM157 248V247H156ZM58 249V250H59ZM101 249V248H100ZM99 249V250H100ZM112 249V248H111ZM138 249V250H139ZM178 249H176V251H179ZM183 248H181V251H183L182 250ZM126 250V249H125ZM139 250V251H140ZM156 250H154L155 252H156ZM16 251H18V250H16ZM15 251V252H16ZM63 251V250H62ZM144 251H145V253H144ZM175 251V250H174ZM198 251V250H197ZM34 252V251H33ZM36 252V251H35ZM60 252V251H59ZM76 252V251H75ZM72 253V254H75L76 255V253ZM98 252V251H97ZM97 252H95V253H97ZM132 252V251H131ZM137 252V251H136ZM135 251H134V253H136ZM168 252H171V251H168ZM173 252V251H172ZM260 252V251H259ZM262 252V251H261ZM18 253V252H17ZM47 253H45L44 255H46L47 256ZM58 253V252H57ZM63 253V252H62ZM61 253V254H62ZM141 253V252H140ZM158 253H160L162 256V258L160 259L159 258V254ZM255 253V252H254ZM263 253H264V251H263ZM138 254V253H137ZM166 254V253H165ZM258 254V253H257ZM261 254V253H260ZM259 254V255H260ZM43 255V256H44ZM51 255V254H50ZM108 255V254H107ZM116 255V254H115ZM121 255V254H120ZM128 255V254H127ZM132 255V254H131ZM264 255V254H263ZM3 256V255H2ZM6 256V255H5ZM69 256V255H68ZM134 256V255H133ZM141 256H143V255H141ZM256 256V255H255ZM0 257H1V255H0ZM63 257H65V256H63ZM74 257V256H73ZM77 256H75V258H76ZM101 257V256H100ZM138 257H140V256H138ZM138 257H134V258H137L136 259V262H137V264H142V263H144V261H143V259L140 257V259H139V261L140 262H138ZM49 258V257H48ZM67 258H69V257H67ZM80 258V257H79ZM116 258V257H115ZM167 258H168V256H167ZM173 258V257H172ZM260 258V257H259ZM264 258V257H263ZM66 259V258H65ZM78 259V258H77ZM84 259V258H83ZM158 259H160V261H158ZM169 259H171V258H169ZM262 259V258H261ZM260 259V260H261ZM1 260H2V258H1ZM0 260V261H1ZM26 260V259H25ZM68 260V259H67ZM76 260V259H75ZM74 260V261H75ZM117 260V259H116ZM133 260H135V259H133ZM141 260H142V262H141ZM153 260V261H152ZM172 261H173V259H171ZM171 260H169L170 262L169 263H171L172 261ZM82 261V260H81ZM84 261V260H83ZM86 261V260H85ZM154 261H158V263L157 262H155L154 263ZM161 261V262H162ZM4 262V261H3ZM121 262V261H120ZM136 262H134V263H136ZM160 262V263H161ZM174 262V261H173ZM172 262V263H173ZM144 263V264H145ZM3 264V263H2ZM15 264V263H14ZM32 264V263H31ZM45 264V263H44ZM66 264V263H65ZM67 264H69V262H67ZM133 264V263H132Z\"/></svg>", "mask_w": 264, "mask_h": 264}]
</instances>
